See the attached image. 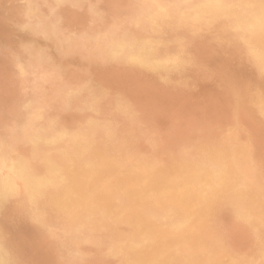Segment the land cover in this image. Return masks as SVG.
<instances>
[{"label":"rangeland","instance_id":"1","mask_svg":"<svg viewBox=\"0 0 264 264\" xmlns=\"http://www.w3.org/2000/svg\"><path fill=\"white\" fill-rule=\"evenodd\" d=\"M55 1H57V0H28V1L27 0H25V1L24 0H0V144H1L0 145V152H1V154H0V163H1L0 164V173L1 174H4L7 171V163L12 158H14L16 156H24L26 158L28 157V159L31 161V163L33 165L35 163V166L36 165H39L41 163V161H39L38 157L33 156V154H32V151H31V149H32L31 139H29V138H31L34 134H36V132L38 130H41L43 128V125H49V124H52L53 123L54 129H55V130L53 129V132H57L58 131L57 129H59L60 127H62V125H63V127H66V125H67V127L72 128L73 130L74 129H81L85 125L84 121L86 122V120L88 119L89 116H94L95 115L98 119H100L101 123H103V124L105 123L106 125L108 124L110 126V127L108 126V128H106V126L103 125V127H98L96 129V131H95V135L97 136L96 139H97L98 146L101 149H102V147L103 148L104 147L106 148V149L105 148L102 149L103 150V153H104L105 159H104V161H101L99 163L100 166H98V171H97V174L98 173L99 174L96 176V180L97 181L99 180V185L100 186L97 185V182L96 183L95 182H92L93 179L89 175H87V174H86V176L85 175H82L83 178L81 176V178L79 180L80 183H81V186L79 185L80 187L78 186V187L74 188L71 191L72 194H74V192L76 193V194H74V197L79 201V203L81 204L82 207H80L79 210H71L70 212L68 211V212H62V213L61 212H57V213L56 212H52L53 210H51V207L46 202H43L44 201L43 199L41 201H39L38 203H35V204L33 202L31 203V201H29L27 198H25V197H27V195H26V189L23 186L20 187L19 190L21 188H23V189H21L20 192L18 190V193L19 194L16 193V195H14V196L11 197L12 199L9 198L7 201H5L4 204H3V206H2V208H4V209H1V211H0V217H1L0 219L2 220V222H0V241H1L0 242V245H1L2 251L5 252L6 255L9 254L6 257L3 254L4 255V258L7 261H9V263L10 262H13V263H10V264H17V263L18 264H25V263L26 264H29V263L30 264H64V262H65V264H79V262H80V264H120V263H118L116 261H119L120 259H123L124 258L123 256H125V258H126L128 255L137 254V250L136 249H138V247L141 250L143 248L144 249H148L149 246H150L149 241H146L145 240V241H141V242L134 243L136 245L138 243V245H137V247L135 249L134 247H132L134 244H131V242H129V241L127 242V240H126L127 238L123 237L127 233L126 231H128V232H130L132 234L134 233L136 235H139V234H141L143 232L142 229H143L144 226L142 225V222L141 221H143V223H145L146 222V219L143 216H141L140 218L136 217V215L134 214V210H135L134 208L135 207H141L143 205H146L148 207V210H152V211H154L155 209H156L155 211H157V210L160 211V207H161V211L167 209V205L169 207V204L166 201H163V200L168 195H169L168 197H171L173 195L172 194L174 192L173 189L178 190V192H180V191H183V190L184 191L185 190H188V188L191 187L190 186L191 185V181H190L191 179H189V178L195 176L194 174H196V170L198 169L197 168L194 171V169L196 168V166H199V167H201L204 170L205 169L207 170V168L211 170L213 164L211 163V160L209 158L210 157L209 153L211 154L212 152H214V150H217V147H219L221 145V143L223 141H225V139H228V145L229 146L230 145L239 146L238 148L235 146V149L237 148L236 150H237V152L238 151L239 152L238 153L235 152L233 154L234 157L233 156H230L231 157V161L233 159L235 161L236 169H234L235 171L234 172H231L228 175V180H229L228 181V187H229V190H226L224 192H227L229 194L227 195L226 193L223 194L222 192H220V193L217 192L216 193V192H213L212 191L211 192V194H213L212 195V198H213L212 200L213 201H216V202H214V205L217 204L218 206L215 205L216 206L215 207L213 205V201H211L210 203L206 202V203H208V207L210 208L209 209L207 207V204L206 205H203L202 203H199L198 204V207L200 208V211L198 209V215L199 216H197L199 220H197L195 222L196 224L197 223L198 224H197V226H196V228L194 230L191 231L190 228H189V225L187 226L186 224H183V225H180V226H178L176 224H170V226L168 225L169 227L166 226L164 228V229L167 228L169 232L168 231L166 232L167 229L166 230L163 229L161 231V235H162V237H161L160 235H158V231H159V229H158L157 230V233H156V237L154 238L156 240V243L153 244L152 245L153 247H150L148 250L151 251V248H153L152 250L155 251V249L160 246L162 249L160 247H159V249L163 250L162 253L164 254V259L167 260V261H169V262L181 261V259H182V263H183V261L188 260V259H192V257H193V259L195 258V260H193V259L191 260V263L192 264H196V260L199 259V258H201L200 259V263H202V264H219V263L220 264H222V263H224V264H241V263L242 264H244V263H246V264H260V263L261 264H264V262H263L264 261V246H263L264 245V191H263L264 190V187H263L264 186V183H263L264 182L263 181L264 179L260 178V177H263L264 178V174H262V173H264V171L262 170V169H264V165L262 166V164H264V156H263L264 155L263 154L264 153V150L262 149V147L264 146V140H261L260 139V137L262 139H264V132L261 131L264 128L263 125H262V124H264V120H263L264 118L262 117V116H264V113H262V112H264V109H262L263 107H261V106H264V85H263L264 84V70H263V68L259 65V63L256 60H253L250 57V53H248L249 50H248L247 40L244 39L241 35L237 34L232 29L230 19L225 18V17H222V18L218 19L217 20V23L215 24L216 26L215 25H208V24H204V26L203 25H200L199 26L198 24L192 23L190 21H183L182 26L185 25L184 28H186V30L184 28H182V30H180L181 29L180 28V29H176V31L177 32L179 31L180 33L181 32L182 33H184V32L187 33L188 32L186 34L187 37L184 40V47L186 49H188V52H190V53H188V60H187V62L182 65L183 67L180 66V68L172 69L170 71H167V70H164V69H157L155 67L153 68V67H150V66H146L144 64H141V63H139V62H137V61H135L133 59H130V58L124 56V55H121V54H118V56H117L116 54L113 53V51H111V49L109 47L111 45L112 41L115 38L121 36L126 31H132L134 34H140V33L143 32L139 27H137L136 25H134L131 20L133 18V15L137 13L138 8L140 9V7H141L140 3L143 5L144 3H142V2H145L146 0H144V1L143 0L142 1L141 0H137V1L136 0H91V1L90 0H87V1L86 0H78V1L77 0H68V1H66V0H58L57 2H55ZM80 1H82V4H81ZM157 1H158V3H163L164 4L168 0H160V2H159V0H157ZM33 2H35V3H33ZM132 3L133 4L135 3L134 5L136 6V8H135V6ZM43 5H44V7H43ZM49 5H51L52 8H51V6L49 7ZM77 6H79V7L77 8ZM29 7H31V8H29ZM122 7H123V9H122ZM48 9H49V11H48ZM98 9L99 10L101 9L100 10V15H98L99 14V10ZM133 9H134V11H133ZM117 10H118V12H117ZM129 10H131V11H129ZM28 11H30V12H28ZM32 11H33V13L30 14ZM35 12L37 14H34ZM125 12L129 13L130 15L127 14V13H125ZM33 14H34V16H33ZM30 16L33 17V18H31ZM104 17L106 18L107 21L105 20ZM116 17H119V18L122 17V18L119 19V20L122 19L120 21V23H119L118 18L116 19ZM41 18L42 19L44 18L43 21L40 20ZM112 18H115V19L112 20ZM99 19H101V20H99ZM123 20L125 21V23H127L126 25H125V23H124ZM128 20L131 21L130 23H132V24L128 23L129 22ZM110 21L113 22V26L114 27L112 26V23ZM121 22H122V25H119V24H121ZM46 23H47L48 26L46 25ZM104 24H106L107 26L104 25ZM123 24L125 26V29H124ZM53 25H55V26H53ZM207 25L210 26V27H208ZM75 26H77V27H75ZM186 26L188 28L191 27L192 30L190 28L188 29ZM55 27H57V28H55ZM69 27H71V28H69ZM133 27H135V29L137 28L136 31H135V29ZM59 28L60 29L63 28V29L59 30ZM74 28H76V29H74ZM91 28H93L95 31L92 30ZM118 28H119V30H118ZM199 28H200V30H199ZM71 29L72 30L74 29V31H72ZM89 29H91V30H89ZM98 29H99V31H98ZM113 29H114V31H112ZM194 30H196L197 33H195L196 31H194ZM202 30H204V32ZM117 31H119L120 33L117 32ZM73 32H75V33L73 34ZM81 32H83L82 35H81ZM95 32L97 34H94ZM121 32H123V33H121ZM56 33H57V35H56ZM111 33H113V37H112V34ZM198 33H199V35H198ZM203 33H205V34L201 36V34H203ZM206 33L208 35H206ZM79 34H80V36H79ZM103 34H106V35H103ZM63 35L65 36V38H64ZM75 35H76V37H77L78 40L75 38ZM90 35H92V37ZM212 35H213V38H212ZM219 37L222 38V39H220ZM98 38H100V39H98ZM102 38L105 39V40L103 41ZM96 39H97V42L95 41ZM59 40H62V41H59ZM52 41H53V43H52ZM94 41H95V43H94ZM67 42H68V44H67ZM108 42H110V43H108ZM193 42H194L195 45L193 44ZM30 43H32V44H30ZM63 43H64L65 47L67 46L66 49H65ZM86 43H88V44H86ZM106 43L108 44V46H105V45H107ZM80 44H82V45H80ZM99 44L101 45V48H100V45ZM212 44H214V45H212ZM70 45H72V47ZM93 45L96 46V47H94ZM190 45L193 48H191ZM57 46H59V47H57ZM75 46H77V47H75ZM178 46H179L178 41L176 42L175 40H170V41L165 42V43L162 44V49L164 51L172 52V51L176 50L178 48ZM194 46H195V48H194ZM38 47H40V48H38ZM52 47H53V49H52ZM57 48L58 49L61 48V49L58 50ZM69 48H71V49H69ZM173 48H176V49H173ZM100 49L103 50V51H100ZM106 49H107V51H105ZM73 50L74 51L76 50V52H73ZM108 50H110V51H108ZM69 52L71 54L72 53L73 54L72 55L70 54L71 55L70 56L69 55ZM93 52L95 54L97 52V53H99V55L98 54L95 55ZM104 52H108V53H104ZM100 53H102V54H100ZM39 54H41V56ZM82 54L83 55L85 54V55L82 56ZM105 54H107V55H105ZM43 55H45V56H43ZM91 55H92V57H91ZM248 55H249V57H248ZM98 56H99V58H97ZM119 56H121V57H119ZM197 56H198V58H197ZM81 57H83V58H81ZM71 58H73V59H71ZM208 58H210V59H208ZM95 59L98 60L97 61L98 64L96 63V60ZM103 59H104V61H103ZM89 60H90V62H89ZM47 61H49V62H47ZM207 61L208 62L209 61H212L213 63L212 62H209L208 63ZM108 62H111V63H108ZM61 63L63 65L65 64V65L63 66ZM79 63L80 64H84V65H80ZM106 63H107V65H106ZM118 63H120V64H118ZM130 63H132V64H130ZM190 63H191V65H190ZM251 63H253L254 65L251 64ZM109 64H111V65H109ZM134 64H136V65H134ZM101 65H103V66H101ZM195 65H197V66H195ZM230 65H232L233 67H231ZM244 65H246L247 67L244 66ZM82 66H84V67H82ZM104 66L106 67V70L107 71L105 70V67ZM136 66H137L138 69L136 68ZM187 66H188V69H187ZM20 67H22V68L19 69ZM53 67H55V70H54ZM111 67H113V68H111ZM190 67L192 68V70H191ZM235 67L237 69H239L237 72H236L237 69ZM243 67H245L244 68L245 71L243 70ZM52 68H53V72H52ZM17 69H19L18 70L19 72L17 71ZM204 69H206V71ZM46 70H48V71H46ZM176 70H177V73H176ZM187 70H189V71H187ZM200 70H202V71H200ZM26 71L28 73H26ZM102 71H104V72H102ZM116 71H117V73H116ZM122 71H124V72H122ZM197 71H199V72L197 73ZM32 72H34V73H32ZM106 72H108V73L106 74ZM111 72L112 73H115V74H112ZM127 72H130L133 77H131L130 73H127ZM165 72H166V74H165ZM181 72H182L183 75L181 74ZM213 72H215V73H213ZM43 73L44 74L46 73L47 75L48 74L49 75L47 76L46 74L44 75ZM98 73H100V74H98ZM195 73H197V74H195ZM227 73H229V74H227ZM40 74H41V76H39ZM64 75H65V77H64ZM113 75H115L116 77H113ZM248 75L249 76L251 75L252 79ZM29 76H30V78H29ZM52 76H55L57 79L58 78L61 79V81H63L64 83L61 82V81H58L57 79H55V77L53 78ZM24 77H25V79H24ZM119 77L121 79H119ZM254 77H255V80H253ZM258 77H260L261 79L258 78ZM40 78H42L43 80L40 79ZM86 79L87 80L89 79L88 80V83H86V81H87ZM111 79H112V81H114V83L116 85H114V83L111 81ZM201 79H202V81H201ZM224 79L226 81H229V82H224L223 81ZM235 79L236 80H239V81L236 82ZM256 79H258V80H256ZM31 80H35V82L34 81H31ZM95 80H96V83H95ZM116 80H118V81L120 80V81L119 82L118 81L116 82ZM173 80L174 81L177 80V81L174 82ZM215 80H217L218 82L215 81ZM39 81H40V84H39ZM139 81H141V82H139ZM172 81H173V83H172ZM187 81L189 83H187ZM242 81H243V83H242ZM261 81H262V83H261ZM66 82H69V83H66ZM102 82H103V84H102ZM168 82H169V84H168ZM199 82H200V84H199ZM105 83H106V85H105ZM118 83L121 84V85H119ZM216 83H217V85H216ZM33 84H35V85H33ZM36 84L37 85L39 84V85L37 86ZM69 84H71V86L73 88ZM85 84H88V85H85ZM100 84H102V85H100ZM40 85H41L42 88L39 87ZM49 85L51 87H49ZM239 85H241V87ZM55 86H57V87H55ZM62 86H63V90H62ZM79 87H81V88H79ZM104 87H105V89H104ZM74 88L75 89L77 88V89L75 90ZM165 88H166V91H165ZM72 89H74L75 91L72 90ZM93 90H94V92H93ZM103 90H104V92H103ZM240 90H241V93H240ZM61 91H62V93H61ZM245 91L247 92V94L245 93ZM248 91H249V94H248ZM45 92L48 95H46ZM52 92H55L54 95H53ZM66 92H67V94H66ZM234 92H236V93H234ZM75 93H76V95H75ZM237 93H240V94L238 95ZM242 94L245 97V98L242 97V100L243 99H246V97H248V99L251 101V103L249 102L248 99H246V100L243 101V102L246 101L245 104L248 103V107H246L247 104L245 105L243 102H241L242 101L241 100V95ZM43 95H45V97ZM49 95H50V97H48ZM222 95H224V96H222ZM229 95H231V97H229ZM51 96H53V97H51ZM64 96H65V98H64ZM227 96L229 98H227ZM223 97H225V98H223ZM54 98H57V99H54ZM226 98L229 101H227ZM251 98L252 99L254 98V99L252 100ZM96 99H98V100H96ZM47 100H49V101H47ZM54 100H56V101H54ZM88 100L89 101L92 100L93 103L95 102L94 103V105H95L94 110L91 107H89L87 103H84V102H87ZM219 100L221 101L222 104L220 103ZM231 100H232V102H231ZM64 101H65V104H64ZM238 101L241 102L239 104L240 106L238 105ZM44 102L46 104H42ZM50 102H51V105H50ZM100 102H103V103H100ZM227 102H228V104H227ZM258 102H260V103H258ZM37 103H38L39 107H38V105H35ZM54 103H55V105H53ZM99 103H100V105L101 104L102 105L100 106ZM224 104L227 105V106H225ZM230 104H232V105H230ZM257 104L258 105L260 104V106H258ZM223 105H224L225 108L224 107H220V106H223ZM232 106H233V108H232ZM227 107H228L229 110L227 109ZM253 107H255V108L258 107V109H255ZM248 108H249V110H247ZM41 109H44V110H41ZM259 109H260V111H259ZM39 110H41V111H39ZM106 110H107V112H106ZM253 110H254V114H252L253 113ZM261 110H263V111L261 112ZM47 111H49V113ZM248 111H250L251 113H249ZM235 112H236V116H235L236 118L234 117V113ZM240 112H242V113H240ZM84 113H85V115H84ZM109 114H110V116H109ZM224 114H226V115H224ZM251 114H252V116H251ZM30 116H32V118ZM253 116L255 117V120H254V117ZM33 117L36 118V119H34ZM50 117H52V118H50ZM256 117H258L259 119H257ZM59 118H60V120H59ZM219 118H220V120H219ZM234 118H235V120H234ZM242 118L244 119V121H243ZM246 118H248V119H246ZM42 119H43V121H42ZM252 119H253V121H252ZM223 120L226 121V122H224ZM228 120H229V122H228ZM246 120H247V122H245ZM250 120H251V123H250ZM219 121H222V122H219ZM242 121H243V123H242ZM108 122H110V123H108ZM237 122H239V123H237ZM252 122H253L254 126L256 125L255 126L256 128L253 126ZM25 123L28 126L25 125ZM220 123H221V125H220ZM57 124H59V126ZM224 124H225V127L223 126ZM247 124H249V125H247ZM73 125H74V127H72ZM244 125L245 126H249V127H245V129H244ZM16 127H18V128H16ZM238 127H241V128H238ZM253 127L256 129L257 132L254 131V128ZM259 127H261V128H259ZM237 128L239 130L241 129V131L242 130H244V131H242L241 134H240L239 132H237V130H238ZM246 128H247V131H246ZM248 128L249 129L251 128L252 131L250 129V132H249ZM98 129H100V131ZM116 129H117V132H115ZM119 131H120V133H118ZM263 131H264V129H263ZM32 132H33V134H32ZM100 132H102V133H100ZM106 132H108V133L105 134ZM123 132H124L125 135L123 134ZM121 133H122V135H120ZM226 133H227V135H226ZM260 134H261V136H259ZM14 135L15 136L17 135L18 137L17 136L15 137ZM29 135H30V137H29ZM221 135H223V136L221 137ZM113 136H115L117 139L115 137H113ZM111 137L114 140H116L117 143L115 141H113V139ZM232 137H233V139H232ZM242 138H243V140L246 139L247 143H246V141L243 142L241 140ZM248 138H249V140H252V141H249ZM251 138H253V139H251ZM27 139H28V141H27ZM104 139H105L106 142L104 141ZM254 139L257 140V141H255ZM120 140H122V141H120ZM123 140H124V143H123ZM259 140H260V142H259ZM248 141H249V143H248ZM15 142H16V144H15ZM110 142L113 143V144H111ZM121 142H122V144H121ZM207 142H208V144H207ZM109 143L112 146H110ZM125 144H127L128 146L125 145ZM167 145H169V147ZM214 146H215V148H214ZM241 146H243V147H241ZM252 147H254V148H252ZM123 148H124V150H123ZM125 148L126 149L129 148V149L126 150ZM240 148H242V149H240ZM246 148H247L249 154H248ZM107 149H108V152H107ZM183 149H184V151L181 152ZM192 149L194 151H192ZM258 149H259V153H260V150L262 149V151H261L260 154L258 153ZM125 150H126L127 153L125 152ZM151 150H153L154 152L151 151ZM171 150H173V151H171ZM177 150H179V151L177 152ZM197 150L199 151V153H198ZM172 152H174V153H172ZM175 152H177V153H175ZM250 152H251V154H250ZM235 154H236V156H235ZM245 154H247V155H245ZM1 155H3V156H1ZM166 155H167V157H165ZM240 155H242V157ZM256 155L259 156V157L261 155V157L258 158V157H256ZM8 156H10V157H8ZM153 156H154L155 159L153 158ZM244 156L245 157L248 156V157L245 158ZM249 156L250 157L252 156V157L250 158ZM253 156H254L255 160H254ZM262 157H263V159H262ZM108 158H111V160L108 159ZM113 158H115V159H113ZM146 158H147L148 161L146 160ZM149 159H151V160H149ZM191 159H192V161L190 162ZM250 159H253L254 162L252 160L250 162ZM108 160L110 162H108ZM154 160H157V161H154ZM176 160H177V163L175 162ZM203 160H204V162H203ZM205 160L207 161V163H206ZM248 160H249V162H248ZM241 161L243 162L242 165L245 164L243 167L241 165V163H242ZM202 162H203V164H202ZM256 162L257 163L259 162L260 164H256ZM166 163L169 164V165H167ZM237 163L238 164L240 163V164L238 165ZM250 163H252V165H249ZM107 164L111 168L107 167L108 166ZM139 164H140V166H139ZM196 164H198V165H196ZM137 165L141 169L138 168ZM193 165H194V167H192ZM203 165H205V167ZM209 165H211V166H209ZM1 166H3V167H1ZM117 166H118V168H117ZM254 166H255V168H254ZM123 167H124V169H123ZM257 167H258V169H257L258 172L255 170ZM259 167L262 168V169L259 170L260 169ZM240 168H241V170H240ZM107 169H108V171H107ZM113 169H114V171H113ZM150 169H151V171H150ZM155 169H157V170H155ZM249 169H250V172H249ZM128 170H130V171H128ZM139 170H142V171L140 172ZM146 170L147 171L149 170L148 171L149 173ZM187 170H188V172H187ZM124 171H126V172H124ZM136 171L139 172V178L137 176L138 173ZM157 171H159V172H157ZM111 172H112V174H111ZM129 172H131V174H129ZM150 172L152 174H155V175L150 176V174H151ZM174 172L175 173L177 172V173L175 174ZM193 172H195V173H193ZM256 172L258 174H255ZM178 173H179V175L177 176ZM183 173H185V174H183ZM244 173H246V174L244 175ZM1 174H0V176H2ZM143 174H145V175H143ZM165 174H167V175H165ZM100 175L102 177H99ZM120 175L123 176V177H121ZM131 175L132 176L136 175V176L132 177ZM172 175H173V177H172ZM230 175H232V177ZM256 175H257V178H255ZM156 176L159 177V179ZM161 176H162V179L164 177L165 179L171 180V181L168 180L169 182H171L170 183L171 185H170V190L167 193H166V190H164L165 188L163 186H160V185L157 186L156 185V184H159L160 181H162ZM185 176H186V178H185ZM112 177H113V179H112ZM187 177H189V178H187ZM235 177H236V179H235ZM248 177H249L250 180L248 179ZM258 177H259V179H258ZM123 178H126V179L123 180ZM179 178H181L182 181ZM253 179H254V183H253ZM261 179H262V182H261ZM152 180H153L152 183L155 184V186H156L157 189H154L155 188L154 184H153L152 188L151 187H148L149 181L151 182ZM177 180H179L181 182H178L179 183L178 184L177 183ZM232 180H234V181H232ZM255 180H256V184L258 186L260 184H262V186L260 185L261 187H257L256 184H255ZM84 181H85V183H84ZM258 181H260V182H258ZM133 182H134V184H133ZM234 183H236V184H234ZM140 184L143 185V186H141ZM233 184L236 185V186H234ZM251 184H252V186H251ZM253 184H255L256 187ZM104 185H105V187H104ZM121 185H122V187H121ZM124 185H125V187H123ZM176 185H177V187H176ZM88 186L91 187V188L88 189ZM92 186H93V189H92ZM185 186H186V188H185ZM94 187H95L96 190L94 189ZM113 187H114V189H113ZM158 187H160V188H158ZM161 187H163V188H161ZM252 187L255 189L254 192H252ZM108 188H109V190H108ZM136 188H137V190H136ZM147 188H149L150 195H147V196L144 197L143 196V192H145L144 189L147 190ZM259 188H262L263 190L262 189L260 190ZM115 189H116V191H115ZM85 190H87V191H85ZM112 190H113V192H112ZM132 190H134V191H132ZM119 191L122 193L121 195H120ZM229 191H232L233 194H232V192H229ZM83 192H85V193H83ZM22 193H24L23 194L24 197H22V195H21ZM139 193L142 194V195L140 194L142 197H140ZM215 193H216V195H215ZM252 193H256L257 195L254 194V196H253ZM259 193H260L261 196L259 195ZM220 194H222L223 196L222 195L220 196ZM225 194H226V196H225ZM87 195H88V197H87ZM122 195H124V196L122 197ZM137 195H139L138 198H136ZM250 196H252L253 198H255L257 200V201H254L255 204H256L255 207L249 204L250 201H247L250 198ZM111 197H112V199H117V200H119V198H120L121 201H123V202L116 201L117 203L116 204L114 203L115 205L113 203L112 204H107V202H110V201H107V198H111ZM155 197H156V199L154 200ZM228 197H229V199H228ZM18 198H19V200H18ZM139 198H141V199H139ZM149 198H150V200H149ZM172 198H173V196H172ZM217 198H219V200ZM145 199H147V200H145ZM222 199H224V200H222ZM236 199H237V202H236ZM15 200H17V201H15ZM21 200L24 201V202H21ZM135 200L137 201V203H136ZM153 200H154V203H153ZM217 200H218V203L220 201H224V202H220L218 204L217 203ZM129 201H131V202L129 203ZM231 201L233 203H231ZM138 202H139V205H138ZM163 202H165V203H163ZM27 203L28 204L30 203V204L28 205ZM39 203H40V205H39ZM89 203H91L92 206L94 207L95 214H94V212L92 213V215L85 213L86 209L84 211V208L83 207L85 206V204H89ZM10 204L12 205V207H10L11 209H9V207H8V205L10 206ZM18 204H20V205H18ZM130 204H131V206H130ZM231 204H232V206H231ZM22 205L24 206V208H23ZM113 205H114V207H113ZM154 205H155V207H154ZM199 205L200 206H203V208L205 206V208L202 209ZM5 206H6V208H5ZM48 206H49V208H48ZM128 206L130 208H132V209H130ZM18 207H19V209H18ZM173 207H175V206H173ZM37 208H38V211L34 210V209H37ZM44 208H46L45 209V212L47 210L46 213L43 211ZM39 209H41V211ZM32 210H33V212H32ZM119 210L123 214L120 213ZM129 210H130V212H129ZM131 210H132V212H131ZM210 210L211 211L212 210L213 211L215 210L216 213H213V212L211 213ZM77 211H79L78 212L79 214L77 213ZM116 211L118 213H116ZM206 211H207V214L205 215ZM107 212H108V215H107ZM125 212H126V214L129 213L130 216H129V214L126 215ZM222 212H223V214H222ZM9 213H10V215H9ZM49 213L51 215L52 214L53 215L51 216V215H49ZM81 213H83V214H81ZM119 213H120V215H119ZM4 214H6L7 217ZM38 214H40L41 216L38 215ZM43 214L45 216L46 215H48V216L45 217ZM112 214H113V216H111ZM12 215H13V217H12ZM75 215H76L77 219H72V217L75 216ZM30 216H32V218ZM88 216L90 217V219H89ZM103 216H105V217H103ZM114 216L116 217V220H114L115 219ZM125 216L126 217L129 216V217L126 218ZM205 216H206V218H205ZM2 217L3 218L5 217L4 220H3ZM11 217L14 220L13 219H10ZM34 217H35V219H34ZM52 217H54V218H52ZM83 217H84V219H83ZM117 217H119V218H117ZM213 217L214 218L216 217V219H214ZM25 218H26V220H25ZM120 218H121V220H120ZM108 219H109V221H108ZM118 219H119V221H118ZM131 219H133V220L131 221ZM137 219H138V221H137ZM211 219H212V221H211ZM18 220H20L21 222H19ZM43 220H44V222H43ZM54 220H55L56 224H55ZM101 220H102L103 223L100 222ZM222 220H223V222H222ZM235 220H236V222H235ZM9 221H10V223H9ZM37 221L39 222V224H38ZM40 221H42V222H40ZM66 221L69 222V223H67ZM214 221H216V222H214ZM230 221L231 222L233 221V222L231 223ZM57 222H59V223H57ZM124 222H125V224H124ZM4 223L6 225H4ZM12 223H14V225ZM99 223L100 224L102 223L103 225H99ZM206 223H208V225ZM214 223H216L217 225L215 224L216 226H214ZM224 223H225V225H224ZM27 224H28V226H27ZM51 224L53 225L52 226L53 229L56 230V231H54L51 228ZM23 225H24V227H23ZM46 225H47V227H46ZM233 225H234V227L235 226L236 227L235 228L232 227ZM11 226H13V227H11ZM84 226H85V228H84ZM106 226L109 227V228H107ZM132 226H133V228H132ZM240 226L241 227H245V228H241ZM8 227H10V228L8 229ZM14 227H16V228L18 227L17 229H19V230L21 228L22 229L20 231L17 230V232H16L15 231L16 228H14ZM96 227H98V228H96ZM185 227H186L187 230L185 229ZM201 227H203V228H201ZM204 227H205V229H207V228L208 229L207 230H204ZM212 227H213V230H212ZM42 228H43V230H42ZM87 228H89V229H87ZM226 228H228V230ZM113 229L115 230V232H113L114 231ZM119 229L120 230L122 229V230L120 231ZM234 229H235V231H234ZM241 229H244L242 231H244L246 233L242 232ZM24 230H25V232H24ZM46 230H47V232H46ZM64 230L67 231V232H65ZM93 230H95V231L92 232ZM104 230H106V231H104ZM118 230L120 232H118ZM124 230H125V234H124ZM215 230H216V232L219 230V232H217L218 234L215 232ZM225 230H227L229 232H227ZM107 231H108V233H107ZM181 231H183V232H181ZM184 231L188 234V236L187 235L184 236L185 235V232ZM220 231H222V232H220ZM20 232H22V233H20ZM63 232H65L66 234H64ZM172 232L173 233L176 232V234L175 235H172ZM197 232H198V234H196ZM201 232H203V233H201ZM213 232L216 233V235H219L221 233V235L216 236ZM18 233H20V234H18ZM98 233H99V235H98ZM104 233L107 236L104 235ZM110 233H112V234H110ZM113 233H115V234H113ZM199 233H200V235H199ZM101 234H102V236H101ZM250 234H252V235H250ZM253 234H254V236H253ZM29 235H30V237H29ZM95 235H96L97 238L95 237ZM113 235H114V238H113ZM195 235H196V237H195ZM222 235L224 236V238H222L223 237ZM231 235H234V236H231ZM83 236H85V237H83ZM103 236L104 237L106 236V237L103 238ZM164 236L167 239V241L164 238ZM190 236H191V239L189 238ZM243 236H245V237L243 238ZM249 236H251V237H249ZM47 237H48V239H47ZM51 237H52V241H51ZM110 237H111V239H109ZM120 237H121V239H120ZM167 237H169V238H167ZM170 237H171L172 240H169ZM183 237H186V238H183ZM204 237L206 238V240H204L205 239ZM229 237H230V239H229ZM32 238H34V239H32ZM106 238H108L109 240L106 239ZM122 238H124V240ZM156 238H159L161 240H157ZM238 238L241 241H239ZM46 239H47V241H46ZM180 239H181V241H180ZM193 239H194V241H193ZM200 239L202 241L201 242H198V241H200ZM38 240H40L41 242L38 241ZM119 240H121V241H119ZM9 241H10V243H9ZM48 241H51V242L48 243ZM170 241H171L172 244L170 243ZM204 241L206 242V244H205ZM33 242H36L37 245L35 243H33ZM114 242H116V243H114ZM164 242H165V244H164ZM193 242H195V243H193ZM240 242H241L242 245L240 244ZM11 243H12V245H14V247L12 245H10ZM19 243L20 244L21 243L25 244L24 247H23V244L21 246ZM74 243H76V244H74ZM99 243H100V245H99ZM110 243L113 244V245H111ZM146 243L149 244V245L147 246ZM192 243H193V245H192ZM236 243H238L237 244V247H236ZM248 243L250 244V246H249ZM54 244H55L56 247L54 246ZM93 244L96 245V246H94ZM108 244H109V246H108ZM116 244L117 245L119 244L117 247L121 251L120 250L118 251V248L116 247ZM195 244H196V246H195ZM203 244H204L205 247L203 246ZM209 244H211V245H209ZM59 245L61 247L63 246L64 248L63 247L61 248ZM69 245H70V247H69ZM173 245H175V246H173ZM110 246H112V248ZM113 246H115L117 248L118 254H116V253L114 254V252H116V249ZM123 246H125V247H123ZM242 246L245 247V248H247L248 250L247 249L244 250V248ZM45 247H46V249H45ZM58 247H60V249ZM109 247H110V249H109ZM223 247H225V248H223ZM232 247H234V248H232ZM222 248H223V250H222ZM252 248H253V250H252ZM15 249L18 251V253H17V251ZM103 249H104V251H101ZM128 249H130L131 251L130 250H129L130 252L129 251H126ZM159 249L157 248L156 251H158ZM179 249L180 250L182 249V251H180ZM12 250H14V252ZM47 250H49V251H47ZM50 250H51V252H50ZM76 250H77V252L79 251L81 254L78 252L79 253V255H78V253L76 252ZM112 250H114V251H112ZM132 250H134L135 252H133ZM140 250H138V251H140ZM186 250H188V251L186 252ZM212 250H214V251H212ZM15 251H16V253H15ZM39 251H42V252H39ZM68 251H70L69 254H68ZM122 251H124L123 252L124 254H125V251H126V254L124 255L122 253ZM90 252H92V253H90ZM102 252H104V253L102 254ZM169 252H172V253L174 252V253L171 255ZM253 252H255V253H253ZM258 252H259V255L257 254ZM24 253H25V255H24ZM50 253H52V254H50ZM167 253H169V255ZM178 253H180L181 255L178 254ZM38 254H39V256H38ZM46 254H47V256H46ZM63 254H65V255L63 256ZM174 254H176V255L174 256ZM207 254L210 255L209 258L207 257ZM213 254H215L214 256H216V257H214ZM183 255H187V256H183ZM17 256H18V258H17ZM66 256H68V257H66ZM83 256H84V258H83ZM100 256H101V258H100ZM110 256H112V257H110ZM196 256H199V257L196 258ZM229 256H231L232 258L229 257ZM20 257H22V258H20ZM79 257H80V259H79ZM105 257H107V259ZM165 257H167V258H165ZM176 257H178V258H176ZM221 257L223 259H221ZM62 258L64 259V261H63ZM227 258H228V260H227ZM245 258H248V259L246 260ZM12 259H14V260H12ZM42 259H44V260H42ZM66 259H69V260H66ZM99 259L101 261H99ZM240 259H242V260H240ZM72 260L73 261H76L77 260V261L76 262H73ZM43 261H45V262L43 263ZM121 261H119V262H121ZM191 263L189 262L188 264H191Z\"/></svg>","mask_w":264,"mask_h":264},{"label":"bare ground","instance_id":"2","mask_svg":"<svg viewBox=\"0 0 264 264\" xmlns=\"http://www.w3.org/2000/svg\"><path fill=\"white\" fill-rule=\"evenodd\" d=\"M25 1V0H24ZM28 1V0H27ZM58 1V0H57ZM57 1H55V2H57ZM66 1H68V0H66ZM78 1V0H77ZM87 1V0H86ZM91 1V0H90ZM137 1V0H136ZM142 1V0H141ZM144 1V0H143ZM38 2V1H37ZM63 2V1H62ZM81 2V4H82V1H80ZM124 2V1H123ZM159 2H160V0H159ZM165 2V1H164ZM24 3V2H23ZM26 3V2H25ZM33 3H35V2H33ZM52 3V2H51ZM59 3V2H58ZM142 3H144L143 5L140 3V5H141V7H140V9L138 8V11H137V13L136 14H134L133 15V18H132V23L134 24V25H136L137 27H139L143 32L142 33H140V34H134L132 31H126L124 34H122L121 36H119V37H117V38H115L113 41H112V43H111V45L109 46L110 47V49H111V51H113V53L114 54H116L117 56H118V54H121V55H124V56H126V57H128V58H130V59H133V60H135V61H137V62H139V63H141V64H144V65H146V66H150V67H155V68H157V69H164V70H167V71H170V70H172V69H176V68H180V66H182L183 64H185L186 62H187V60H188V53H190V52H188V49H186L185 47H184V40H185V38L187 37V33H180L179 31L177 32L176 31V29H180V30H182V28H184V26H182V24H183V21H190V22H192V23H196V24H198L199 26L200 25H203L204 26V24H208V25H215L216 23H217V20L218 19H220V18H222V17H225V18H228V19H230V21H231V26H232V29L237 33V34H239V35H241L244 39H246L247 40V44H248V50H249V52L248 53H250V57L253 59V60H256L258 63H259V65L263 68V70H264V0H168L166 3H158V1L156 0H146L145 2H142ZM31 4V3H30ZM60 4V3H59ZM73 4V3H72ZM80 4V5H81ZM93 4V3H92ZM133 4V3H132ZM135 4V3H134ZM133 4V5H134ZM138 4V3H137ZM35 5V4H34ZM33 5V6H34ZM45 5V4H44ZM44 5H43V7H44ZM53 5V4H52ZM96 5V4H95ZM124 5V4H123ZM132 5V6H133ZM139 5V6H140ZM51 5H49V7H50ZM135 6V5H134ZM79 6H77V8H78ZM89 7V6H88ZM131 7V6H130ZM29 8H31V7H29ZM51 8H52V6H51ZM57 8V7H56ZM81 8V7H80ZM121 8V7H120ZM132 8V7H131ZM135 8H136V6H135ZM89 9V8H88ZM122 9H123V7H122ZM33 10V9H32ZM99 10V9H98ZM101 10V9H100ZM100 10H99V14L98 15H100ZM121 10V9H120ZM48 11H49V9H48ZM51 11V10H50ZM89 11V10H88ZM129 11H131V10H129ZM133 11H134V9H133ZM28 12H30V11H28ZM41 12V11H40ZM97 12V11H96ZM102 12V11H101ZM104 12V11H103ZM106 12V11H105ZM117 12H118V10H117ZM33 13V11L30 13V14H32ZM53 13V12H52ZM125 13H127V12H125ZM133 13V12H132ZM34 14H37L36 12L34 13ZM34 14H33V16H34ZM41 14V13H40ZM97 14V13H96ZM104 14V13H103ZM107 14V13H106ZM127 14H129V13H127ZM39 15V14H38ZM117 15V14H116ZM122 15V14H121ZM130 15V14H129ZM32 16V15H31ZM30 16V17H31ZM102 16V15H101ZM106 16V15H105ZM44 17V16H43ZM48 17V16H47ZM98 17V16H97ZM110 17V16H109ZM114 17V16H113ZM123 17V16H122ZM122 17H120V18H122ZM31 18H33V17H31ZM105 18V17H104ZM118 18V20L120 19L119 17H116V19ZM44 19V18H43ZM43 19L41 18L40 20L41 21H43ZM46 19V18H45ZM102 19V18H101ZM101 19H99V20H101ZM113 19H115V18H112V20ZM130 19V18H129ZM39 20V21H40ZM96 20V19H95ZM105 20H106V18H105ZM122 20V19H121ZM121 20H119V23H120V21ZM40 21V22H41ZM104 21V20H103ZM102 21V22H103ZM107 21V20H106ZM105 21V22H106ZM124 21V20H123ZM129 21V20H128ZM131 21H129L128 23H130ZM111 22V21H110ZM127 22V21H126ZM112 23V26H113V22H111ZM124 23H125V21H124ZM132 23H130V24H132ZM186 23V22H185ZM25 24V23H24ZM30 24V23H29ZM115 24V23H114ZM127 23H125V25H126ZM195 24V25H196ZM225 24V23H224ZM40 25V24H39ZM44 25V24H43ZM46 25H47V23H46ZM104 25H106V24H104ZM116 25V24H115ZM119 25H122V22H121V24H119ZM207 25V26H208ZM48 26V25H47ZM53 26H55V25H53ZM66 26V25H65ZM107 26V25H106ZM123 26H124V24H123ZM130 26V25H129ZM133 26V25H132ZM135 26V27H136ZM197 26V25H196ZM216 26V25H215ZM28 27V26H27ZM75 27H77V26H75ZM114 27V26H113ZM118 27V26H117ZM135 27H133L134 29H135ZM187 27V26H186ZM208 27H210V26H208ZM212 27V26H211ZM49 28V27H48ZM55 28H57V27H55ZM65 28V27H64ZM69 28H71V27H69ZM106 28V27H105ZM108 28V27H107ZM120 28V27H119ZM119 28H118V30H119ZM127 28V27H126ZM188 28V27H187ZM190 29H191V27H189ZM188 28V29H189ZM216 28V27H215ZM61 29H63V28H61ZM60 28H59V30H61ZM68 29V28H67ZM74 29H76V28H74ZM74 29L72 30V31H74ZM92 30H94L93 28H91ZM91 29H89V30H91ZM115 29V28H114ZM114 29L112 30V31H114ZM124 29H125V26H124ZM128 29V28H127ZM132 29V28H131ZM137 29V28H136ZM136 29H135V31H136ZM185 30H186V28H184ZM187 29V30H188ZM197 29V28H196ZM219 29V28H218ZM34 30V29H33ZM37 30V29H36ZM46 30V29H45ZM53 30V29H52ZM57 30V29H56ZM103 30V29H102ZM101 30V31H102ZM117 30V29H116ZM122 30V29H121ZM192 30V29H191ZM190 30V31H191ZM199 30H200V28H199ZM198 30V31H199ZM215 30V29H214ZM50 31V30H49ZM58 31V30H57ZM69 31V30H68ZM78 31V30H77ZM95 31V30H94ZM98 31H99V29H98ZM100 31V32H101ZM194 31H196V30H194ZM203 32H204V30H202ZM201 31V32H202ZM226 31V30H225ZM24 32V31H23ZM32 32V31H31ZM86 32V31H85ZM110 32V31H109ZM117 32H119V31H117ZM139 32V31H138ZM177 32V33H176ZM200 32V31H199ZM231 32V31H230ZM38 33V32H37ZM60 33V32H59ZM64 33V32H63ZM75 32H73V34H74ZM82 33L83 32H81V35H82ZM87 33V32H86ZM85 33V34H86ZM120 33V32H119ZM121 33H123V32H121ZM136 33V32H135ZM195 33H197V31L195 32ZM222 33V32H221ZM224 33V32H223ZM43 34V33H42ZM53 34V33H52ZM51 34V35H52ZM71 34V33H70ZM84 34V35H85ZM94 34H97L96 32L94 33ZM109 34V33H108ZM112 34V37H113V33H111ZM118 34V33H117ZM173 34V35H172ZM205 33H203V34H201V36L202 35H204ZM225 34V33H224ZM236 34V35H237ZM32 35V34H31ZM35 35V34H34ZM56 35H57V33H56ZM55 35V36H56ZM93 35V34H92ZM92 35H90L91 37H92ZM103 35H106V34H103ZM198 35H199V33H198ZM206 35H208L207 33H206ZM210 35V34H209ZM37 36V35H36ZM47 36V35H46ZM49 36V35H48ZM64 36V35H63ZM67 36V35H66ZM70 36V35H69ZM79 36H80V34H79ZM102 36V35H101ZM211 36V35H210ZM51 37V36H50ZM71 37V36H70ZM82 37V36H81ZM89 37V36H88ZM104 37V36H103ZM34 38V37H33ZM55 38V37H54ZM59 38V37H58ZM61 38V37H60ZM64 38H65V36H64ZM63 38V39H64ZM75 38L77 39V37H76V35H75ZM83 38V37H82ZM90 38V37H89ZM101 38V37H100ZM100 38H98V39H100ZM206 38V37H205ZM204 38V39H205ZM212 38H213V35H212ZM220 38V37H219ZM49 39V38H48ZM92 39V38H91ZM95 39V38H94ZM103 39V38H102ZM220 39H222V38H220ZM75 40V39H74ZM78 40V39H77ZM86 40V39H85ZM105 39H103V41H104ZM107 40V39H106ZM109 40V39H108ZM170 40H175L176 42L178 41V43H179V46H178V48L176 49V48H173V49H176V50H174V51H172V52H168V51H164L163 49H162V44L163 43H165V42H168V41H170ZM196 40V39H195ZM46 41V40H45ZM48 41V40H47ZM59 41H62V40H59ZM66 41V40H65ZM72 41V40H71ZM84 41V40H83ZM93 41V40H92ZM91 41V42H92ZM96 42H97V39L95 40ZM95 41H94V43H95ZM101 41V40H100ZM197 41V40H196ZM199 41V40H198ZM73 42V41H72ZM76 42V41H75ZM79 42V41H78ZM86 42V41H85ZM89 42V41H88ZM102 42V41H101ZM107 42V41H106ZM206 42V41H205ZM39 43V42H38ZM42 43V42H41ZM52 43H53V41H52ZM99 43V42H98ZM108 43H110V42H108ZM197 43V42H196ZM210 43V42H209ZM208 43V44H209ZM30 44H32V43H30ZM47 44V43H46ZM56 44V43H55ZM67 44H68V42H67ZM72 44V43H71ZM78 44V43H77ZM86 44H88V43H86ZM90 44V43H89ZM107 44V43H106ZM193 44H194V42H193ZM215 44V43H214ZM214 44H212V45H214ZM35 45V44H34ZM58 45V44H57ZM63 45H64V43H63ZM75 45V44H74ZM80 45H82V44H80ZM97 45V44H96ZM100 45V44H99ZM104 45V44H103ZM102 45V46H103ZM192 45V44H191ZM190 45V46H191ZM195 45V44H194ZM39 46V45H38ZM71 47H72V45H70ZM79 46V45H78ZM91 46V45H90ZM94 46V45H93ZM98 46V45H97ZM105 46H108V44L107 45H105ZM175 46V45H174ZM193 46V45H192ZM191 46V48H193ZM197 46V45H196ZM210 46V45H209ZM37 47V46H36ZM57 47H59V46H57ZM64 47H65V45H64ZM67 47V46H66ZM66 47H65V49H66ZM75 47H77V46H75ZM80 47V46H79ZM85 47V46H84ZM89 47V46H88ZM94 47H96V46H94ZM198 47V46H197ZM35 48V47H34ZM38 48H40V47H38ZM62 48V47H61ZM60 48V49H61ZM92 48V47H91ZM98 48V47H97ZM100 48H101V45H100ZM107 48V47H106ZM194 48H195V46H194ZM33 49V48H32ZM52 49H53V47H52ZM58 49V48H57ZM60 49H58V50H60ZM64 49V50H65ZM69 49H71V48H69ZM68 49V50H69ZM73 49V48H72ZM85 49V48H84ZM90 49V48H89ZM94 49V48H93ZM109 49V48H108ZM37 50V49H36ZM63 50V49H62ZM40 51V50H39ZM38 51V52H39ZM42 51V50H41ZM70 51V50H69ZM81 51V50H80ZM79 51V52H80ZM84 51V50H83ZM82 51V52H83ZM96 51V50H95ZM94 51V52H95ZM100 51H103V50H101L100 49ZM105 51H107V49L105 50ZM108 51H110V50H108ZM73 52H76V50L74 51L73 50ZM81 52V53H82ZM93 52V53H94ZM34 53V52H33ZM43 53V52H42ZM45 53V52H44ZM87 53V52H86ZM92 53V52H91ZM104 53H108V52H104ZM112 53V52H111ZM31 54V53H30ZM53 54V53H52ZM61 54V53H60ZM71 53L69 52V55H70ZM73 54V53H72ZM71 54V55H72ZM95 54V53H94ZM96 54H98L99 55V53H97L96 52ZM95 54V55H96ZM100 54H102V53H100ZM36 55V54H35ZM40 56H41V54H39ZM70 55V56H71ZM76 55V54H75ZM85 55V54H84ZM83 54H82V56H84ZM93 55V54H92ZM92 55H91V57H92ZM105 55H107V54H105ZM38 56V55H37ZM43 56H45V55H43ZM66 56V55H65ZM90 56V55H89ZM94 56V55H93ZM103 56V55H102ZM39 57V56H38ZM48 57V56H47ZM52 57V56H51ZM68 57V56H67ZM73 57V56H72ZM78 57V56H77ZM80 57V56H79ZM119 57H121V56H119ZM125 57V58H126ZM248 57H249V55H248ZM247 57V58H248ZM41 58V57H40ZM81 58H83V57H81ZM97 58H99V56L97 57ZM108 58V57H107ZM197 58H198V56H197ZM71 59H73V58H71ZM89 59V58H88ZM93 59V58H92ZM102 59V58H101ZM109 59V58H108ZM208 59H210V58H208ZM207 59V60H208ZM43 60V59H42ZM51 60V59H50ZM57 60V59H56ZM75 60V59H74ZM81 60V59H80ZM91 60V59H90ZM90 60H89V62H90ZM96 60V59H95ZM112 60V59H111ZM117 60V59H116ZM196 60V59H195ZM204 60V59H203ZM202 60V61H203ZM26 61V60H25ZM40 61V60H39ZM44 61V60H43ZM59 61V60H58ZM57 61V62H58ZM65 61V60H64ZM63 61V62H64ZM76 61V60H75ZM97 61L98 60H96V63H97ZM103 61H104V59H103ZM107 61V60H106ZM198 61V60H197ZM205 61V60H204ZM213 61V60H212ZM212 61H209V62H212ZM36 62V61H35ZM42 62V61H41ZM47 62H49V61H47ZM82 62V61H81ZM88 62V61H87ZM92 62V61H91ZM94 62V61H93ZM131 62V61H130ZM208 62V61H207ZM208 62V63H209ZM214 62V61H213ZM212 62V63H213ZM43 63V62H42ZM83 63V62H82ZM85 63V62H84ZM95 63V62H94ZM93 63V64H94ZM95 63V64H96ZM108 63H111V62H108ZM123 63V62H122ZM193 63V62H192ZM199 63V62H198ZM215 63V62H214ZM30 64V63H29ZM33 64V63H32ZM55 64V63H54ZM62 64V63H61ZM77 64V63H76ZM80 64V63H79ZM89 64V63H88ZM98 64V63H97ZM96 64V65H97ZM118 64H120V63H118ZM130 64H132V63H130ZM129 64V65H130ZM251 64H253V63H251ZM19 65V64H18ZM63 65V64H62ZM65 65V64H64ZM63 65V66H64ZM80 65H84V64H80ZM90 65V64H89ZM106 65H107V63H106ZM109 65H111V64H109ZM125 65V64H124ZM134 65H136V64H134ZM187 65V64H186ZM190 65H191V63H190ZM194 65V64H193ZM208 65V64H207ZM216 65V64H215ZM254 65V64H253ZM20 66V65H19ZM22 66V65H21ZM33 66V65H32ZM37 66V65H36ZM39 66V65H38ZM51 66V65H50ZM77 66V65H76ZM101 66H103V65H101ZM100 66V67H101ZM119 66V65H118ZM141 66V65H140ZM195 66H197V65H195ZM210 66V65H209ZM231 67H233L232 65H230ZM244 66H246V65H244ZM31 67V66H30ZM82 67H84V66H82ZM105 67V66H104ZM114 67V66H113ZM113 67H111V68H113ZM117 67V66H116ZM135 67V66H134ZM143 67V66H142ZM183 67V66H182ZM247 67V66H246ZM252 67V66H251ZM22 67H20L19 69H21ZM54 68V70H55V67H53ZM53 68H52V72H53ZM61 68V67H60ZM59 68V69H60ZM88 68V67H87ZM102 68V67H101ZM124 68V67H123ZM136 68H137V66H136ZM135 68V69H136ZM144 68V67H143ZM191 68V67H190ZM236 68V67H235ZM234 68V69H235ZM244 68L245 67H243V70H244ZM258 68V67H257ZM19 69H17V71L19 70ZM33 69V68H32ZM89 69V68H88ZM99 69V68H98ZM110 69V68H109ZM132 69V68H131ZM138 69V68H137ZM184 69V68H183ZM186 69V68H185ZM187 69H188V66H187ZM237 69V68H236ZM235 69V70H236ZM242 69V68H241ZM248 69V68H247ZM250 69V68H249ZM40 70V69H39ZM61 70V69H60ZM84 70V69H83ZM82 70V71H83ZM101 70V69H100ZM105 70H106V67H105ZM149 70V69H148ZM191 70H192V68H191ZM195 70V69H194ZM193 70V71H194ZM205 71H206V69H204ZM234 70V71H235ZM239 69H237L236 70V72L238 71ZM252 70V69H251ZM46 71H48V70H46ZM86 71V70H85ZM107 71V70H106ZM183 71V70H182ZM187 71H189V70H187ZM200 71H202V70H200ZM233 71V72H234ZM245 71V70H244ZM250 71V70H249ZM256 71V70H255ZM19 72V71H18ZM40 72V71H39ZM45 72V71H44ZM91 72V71H90ZM102 72H104V71H102ZM122 72H124V71H122ZM132 72V71H131ZM163 72V71H162ZM180 72V71H179ZM199 71H197V73H198ZM254 72V71H253ZM258 72V71H257ZM260 72V71H259ZM26 73H28L27 71H26ZM32 73H34V72H32ZM61 73V72H60ZM59 73V74H60ZM108 72H106V74H107ZM112 73V72H111ZM116 73H117V71H116ZM121 73V72H120ZM127 73H130V72H127ZM172 73V72H171ZM176 73H177V70H176ZM189 73V72H188ZM197 73H195V74H197ZM203 73V72H202ZM208 73V72H207ZM212 73V72H211ZM213 73H215V72H213ZM21 74V73H20ZM44 74V73H43ZM46 74V73H45ZM44 74V75H45ZM94 74V73H93ZM98 74H100V73H98ZM105 74V73H104ZM112 74H115V73H112ZM123 74V73H122ZM133 74V73H132ZM165 74H166V72H165ZM174 74V73H173ZM179 74V73H178ZM181 74H182V72H181ZM201 74V73H200ZM227 74H229V73H227ZM245 74V73H244ZM249 74V73H248ZM253 74V73H252ZM261 74V73H260ZM33 75V74H32ZM47 75V74H46ZM49 75V74H48ZM47 75V76H48ZM97 75V74H96ZM111 75V74H110ZM109 75V76H110ZM117 75V74H116ZM130 75H131V73H130ZM129 75V76H130ZM171 75V74H170ZM183 75V74H182ZM185 75V74H184ZM192 75V74H191ZM247 75V74H246ZM18 76V75H17ZM24 76V75H23ZM27 76V75H26ZM36 76V75H35ZM34 76V77H35ZM39 76H41V74L39 75ZM46 76V77H47ZM59 76V75H58ZM98 76V75H97ZM106 76V75H105ZM108 76V75H107ZM190 76V75H189ZM194 76V75H193ZM204 76V75H203ZM228 76V75H227ZM249 76V75H248ZM44 77V76H43ZM53 78L55 77V76H52ZM61 77V76H60ZM64 77H65V75H64ZM113 77H116L115 75H113ZM131 77H133L132 75H131ZM173 77V76H172ZM181 77V76H180ZM188 77V76H187ZM197 77V76H196ZM199 77V76H198ZM202 77V76H201ZM249 77H251V75L249 76ZM29 78H30V76H29ZM28 78V79H29ZM45 78V77H44ZM49 78V77H48ZM51 78V77H50ZM52 78V79H53ZM62 78V77H61ZM93 78V77H92ZM98 78V77H97ZM104 78V77H103ZM169 78V77H168ZM240 78V77H239ZM257 78V77H256ZM258 78H260V77H258ZM23 79V78H22ZM24 79H25V77H24ZM40 79H42V78H40ZM55 79H57L56 77H55ZM68 79V78H67ZM90 79V78H89ZM88 79V80H89ZM102 79V78H101ZM100 79V80H101ZM105 79V78H104ZM103 79V80H104ZM117 79V78H116ZM119 79H121L120 77H119ZM124 79V78H123ZM131 79V78H130ZM176 79V78H175ZM178 79V78H177ZM190 79V78H189ZM194 79V78H193ZM204 79V78H203ZM245 79V78H244ZM251 79H252V77H251ZM261 79V78H260ZM43 80V79H42ZM51 80V79H50ZM58 81H61V79H57ZM87 80V79H86ZM88 80L86 81V83H88ZM92 80V79H91ZM99 80V79H98ZM127 80V79H126ZM125 80V81H126ZM137 80V79H136ZM185 80V79H184ZM206 80V79H205ZM212 80V79H211ZM222 80V79H221ZM236 80V79H235ZM242 80V79H241ZM253 80H255V77H254V79ZM256 80H258V79H256ZM22 81V80H21ZM31 81H34L35 82V80H31ZM47 81V80H46ZM111 81H112V79H111ZM118 80H116V82H117ZM120 81V80H119ZM118 81V82H119ZM174 81V80H173ZM173 81H172V83H173ZM177 81V80H176ZM176 81H174V82H176ZM189 81V80H188ZM187 81V83H189ZM191 81V80H190ZM201 81H202V79H201ZM215 81H217V80H215ZM224 82H229V81H226L225 79L223 80ZM222 81V82H223ZM237 81H239V80H236V82ZM248 81V80H247ZM61 82H63V81H61ZM82 82V81H81ZM85 82V81H84ZM101 82V81H100ZM99 82V83H100ZM113 83H114V81H112ZM139 82H141V81H139ZM218 82V81H217ZM221 82V83H222ZM48 83V82H47ZM64 83V82H63ZM66 83H69V82H66ZM95 83H96V80H95ZM98 83V82H97ZM123 83V82H122ZM162 83V82H161ZM191 83V82H190ZM194 83V82H193ZM192 83V84H193ZM220 83V84H221ZM242 83H243V81H242ZM261 83H262V81H261ZM39 84H40V81H39ZM38 84V85H39ZM72 84V83H71ZM71 84H69L70 86H71ZM102 84H103V82H102ZM102 84H100V85H102ZM109 84V83H108ZM119 84V83H118ZM168 84H169V82H168ZM176 84V83H175ZM178 84V83H177ZM196 84V83H195ZM199 84H200V82H199ZM251 84V83H250ZM33 85H35V84H33ZM37 85V84H36ZM37 85V86H38ZM68 85V86H69ZM77 85V84H76ZM80 85V84H79ZM85 85H88V84H85ZM84 85V86H85ZM99 85V86H100ZM105 85H106V83H105ZM104 85V86H105ZM114 85H116L115 83H114ZM119 85H121V84H119ZM188 85V84H187ZM216 85H217V83H216ZM232 85V84H231ZM261 85V84H260ZM264 85V84H263ZM46 86V85H45ZM60 86V85H59ZM67 86V85H66ZM93 86V85H92ZM96 86V85H95ZM111 86V85H110ZM126 86V85H125ZM174 86V85H173ZM172 86V87H173ZM176 86V85H175ZM240 87H241V85H239ZM243 86V85H242ZM39 87H41V85L39 86ZM49 87H51L50 85H49ZM48 87V88H49ZM55 87H57V86H55ZM72 87V86H71ZM76 87V86H75ZM90 87V86H89ZM88 87V88H89ZM120 87V86H119ZM171 87V88H172ZM178 87V86H177ZM176 87V88H177ZM228 87V86H227ZM237 87V86H236ZM235 87V88H236ZM42 88V87H41ZM44 88V87H43ZM54 88V87H53ZM70 88V87H69ZM73 88V87H72ZM79 88H81V87H79ZM78 88V89H79ZM108 88V87H107ZM127 88V87H126ZM175 88V87H174ZM238 88V87H237ZM236 88V89H237ZM245 88V87H244ZM263 88V87H262ZM261 88V89H262ZM50 89V88H49ZM71 89V88H70ZM69 89V90H70ZM75 89V88H74ZM74 89H72V90H74ZM77 89V88H76ZM75 89V90H76ZM84 89V88H83ZM104 89H105V87H104ZM122 89V88H121ZM139 89V88H138ZM173 89V88H172ZM247 89V88H246ZM250 89V88H249ZM252 89V88H251ZM53 90V89H52ZM60 90V89H59ZM62 90H63V86H62ZM74 90V91H75ZM81 90V89H80ZM91 90V89H90ZM109 90V89H108ZM248 90V89H247ZM41 91V90H40ZM51 91V90H50ZM102 91V90H101ZM139 91V90H138ZM137 91V92H138ZM165 91H166V88H165ZM236 91V90H235ZM238 91V90H237ZM251 91V90H250ZM64 92V91H63ZM77 92V91H76ZM93 92H94V90H93ZM103 92H104V90H103ZM37 93V92H36ZM44 93V92H43ZM53 93V95H54V93L55 92H52ZM61 93H62V91H61ZM78 93V92H77ZM98 93V92H97ZM230 93V92H229ZM234 93H236V92H234ZM240 93H241V90H240ZM240 93H237L238 95L240 94ZM245 93L247 94V92L245 91ZM45 94H46V92H45ZM66 94H67V92H66ZM248 94H249V91H248ZM256 94V93H255ZM46 95H48V94H46ZM59 95V94H58ZM61 95V94H60ZM75 95H76V93H75ZM93 95V94H92ZM91 95V96H92ZM225 95V94H224ZM224 95H222V96H224ZM243 95V94H242ZM241 95V100H242V97H244V95L242 96ZM44 97H45V95H43ZM62 96V95H61ZM60 96V97H61ZM113 96V95H112ZM163 96V95H162ZM247 96V95H246ZM48 97H50V95L48 96ZM51 97H53V96H51ZM55 97V96H54ZM59 97V96H58ZM68 97V96H67ZM226 97V96H225ZM225 97H223V98H225ZM229 97H231V95H229ZM228 96H227V98H229ZM41 98V97H40ZM47 98V97H46ZM64 98H65V96H64ZM69 98V97H68ZM82 98V97H81ZM104 98V97H103ZM222 98V97H221ZM226 98V99H227ZM239 98V97H238ZM245 98V97H244ZM54 99H57V98H54ZM87 99V98H86ZM246 99H248V97H246ZM246 99H243L241 102H243L244 100H246ZM252 99V98H251ZM254 99V98H253ZM252 99V100H253ZM52 100V99H51ZM96 100H98V99H96ZM223 100V99H222ZM238 100V99H237ZM249 100V99H248ZM259 100V99H258ZM36 101V100H35ZM47 101H49V100H47ZM54 101H56V100H54ZM220 101V100H219ZM227 101H229L228 99H227ZM240 101H238V105L241 103ZM260 101V100H259ZM28 102V101H27ZM41 102V101H40ZM39 102V103H40ZM52 102V101H51ZM51 102H50V105H51ZM60 102V101H59ZM67 102V101H66ZM70 102V101H69ZM68 102V103H69ZM225 102V101H224ZM231 102H232V100H231ZM230 102V103H231ZM246 102V101H245ZM245 102H243L244 104H245ZM249 102L251 103V101L249 100ZM262 102V101H261ZM56 103V102H55ZM55 103L53 104V105H55ZM84 103H87L88 104V106L89 107H91L93 110H94V108H95V105H94V103L92 102V100H88L87 102H84ZM100 103H103V102H100ZM100 103H99V105H100ZM220 103H221V101H220ZM256 103V102H255ZM258 103H260V102H258ZM42 104H46L45 102L44 103H42ZM41 104V105H42ZM63 104V103H62ZM61 104V105H62ZM64 104H65V101H64ZM98 104V103H97ZM219 104V103H218ZM222 104V103H221ZM226 104V103H225ZM224 104V105H225ZM227 104H228V102H227ZM247 104V105H246ZM245 105H246V107H248V103H246ZM263 104V103H262ZM261 104V105H262ZM35 105H38V103L37 104H35ZM59 105V104H58ZM67 105V104H66ZM102 105V104H101ZM100 105V106H101ZM112 105V104H111ZM224 105L223 106H220V107H224ZM230 105H232V104H230ZM258 105V104H257ZM87 106V105H86ZM85 106V107H86ZM225 106H227V105H225ZM240 106V105H239ZM243 106V105H242ZM251 106V105H250ZM256 106V105H255ZM258 106H260V104L258 105ZM38 107H39V105H38ZM45 107V106H44ZM230 107V106H229ZM245 107V108H246ZM252 107V106H251ZM261 107H263L262 109H264V106H261ZM47 108V107H46ZM225 108V107H224ZM223 108V109H224ZM232 108H233V106H232ZM250 108V107H249ZM249 108L247 109V110H249ZM253 108H255V107H253ZM260 108V107H259ZM49 109V108H48ZM53 109V108H52ZM51 109V110H52ZM61 109V108H60ZM106 109V108H105ZM109 109V108H108ZM107 109V110H108ZM227 109H228V107H227ZM255 109H258V107L257 108H255ZM41 110H44V109H41ZM41 110H39V111H41ZM62 110V109H61ZM65 110V109H64ZM107 110H106V112H107ZM221 110V109H220ZM229 110V109H228ZM246 110V109H245ZM60 111V110H59ZM110 111V110H109ZM108 111V112H109ZM219 111V110H218ZM222 111V110H221ZM220 111V112H221ZM235 111V110H234ZM256 111V110H255ZM258 111V110H257ZM259 111H260V109H259ZM263 110H261V112H262ZM44 112V111H43ZM46 112V111H45ZM48 113H49V111H47ZM98 112V111H97ZM227 112V111H226ZM249 113H251L250 111H248ZM247 112V113H248ZM260 112V113H261ZM218 113V112H217ZM216 113V114H217ZM232 113V112H231ZM240 113H242V112H240ZM256 113V112H255ZM262 113H264V112H262ZM88 114V113H87ZM91 114V113H90ZM97 114V113H96ZM229 114V113H228ZM252 114H254V110H253V113ZM252 114H251V116H252ZM51 115V114H50ZM84 115H85V113H84ZM83 115V116H84ZM89 115V114H88ZM218 115V114H217ZM224 115H226V114H224ZM231 115V114H230ZM243 115V114H242ZM258 115V114H257ZM260 115V114H259ZM55 116V115H54ZM82 116V117H83ZM109 116H110V114H109ZM236 116V112L234 113V117ZM244 116V115H243ZM247 116V115H246ZM249 116V115H248ZM31 118H32V116H30ZM29 117V118H30ZM100 117V116H99ZM104 117V116H103ZM114 117V116H113ZM233 117V116H232ZM241 117V116H240ZM254 117V116H253ZM252 117V118H253ZM260 117V116H259ZM263 118H264V116H262ZM26 118V117H25ZM34 118V117H33ZM43 118V117H42ZM50 118H52V117H50ZM105 118V117H104ZM221 118V117H220ZM220 118H219V120H220ZM225 118V117H224ZM236 118V117H235ZM235 118H234V120H235ZM249 118V117H248ZM248 118H246V119H248ZM257 119H259L258 117H256ZM261 118V117H260ZM34 119H36V118H34ZM48 119V118H47ZM54 119V118H53ZM63 119V118H62ZM87 119V118H86ZM114 119V118H113ZM124 119V118H123ZM126 119V118H125ZM243 119V118H242ZM251 119V118H250ZM262 119V118H261ZM29 120V119H28ZM49 120V119H48ZM59 120H60V118H59ZM110 120V119H109ZM230 120V119H229ZM229 120H228V122H229ZM233 120V121H234ZM254 120H255V117H254ZM264 120V119H263ZM42 121H43V119H42ZM81 121V120H80ZM215 121V120H214ZM224 121V120H223ZM239 121V120H238ZM243 121H244V119H243ZM243 121H242V123H243ZM252 121H253V119H252ZM257 121V120H256ZM31 122V121H30ZM57 122V121H56ZM104 122V121H103ZM213 122V121H212ZM219 122H222V121H219ZM224 122H226V121H224ZM235 122V121H234ZM233 122V123H234ZM240 122V121H239ZM239 122H237V123H239ZM245 122H247V120L245 121ZM15 123V122H14ZM28 123V122H27ZM67 123V122H66ZM81 123V122H80ZM79 123V124H80ZM84 123H85V125L83 126V128H81V129H72V128H69V127H67V125H66V127H63V125H62V127H60L59 129H57L58 131L57 132H53V129H54V125H53V123L52 124H49V125H43V128L41 129V130H36L37 132H36V134H34L31 138H29V139H31V145H32V149H31V151H32V154H33V156H36V157H38V159H39V161H41V163L39 164V165H36L35 166V163H34V165L31 163V161L28 159V157L26 158V157H24V156H16V157H14V158H12L8 163H7V171L4 173V174H1L2 176H0V211H1V209H4V208H2V206H3V204H4V202L5 201H7L9 198H11L12 196H14V195H16V193H18V190H19V188L20 187H24L25 189H26V195H27V197H25V198H27L29 201H31V203L33 202L34 204L35 203H38L39 201H41L42 199L44 200L43 202H46L50 207H51V210H53L52 212H70L71 210H79L80 209V207H82L81 206V204L79 203V201L74 197V194H76L75 192H74V194H72V190L74 189V188H76V187H78L79 185L81 186V183H80V178H81V176L82 175H85L86 176V174L87 175H89L90 177H92V179H93V181L92 182H97V185H99V180L97 181L96 180V176L99 174H97V171H98V166H100V162L101 161H104V159H105V157H104V153H103V150L102 149H104L103 147H102V149L98 146V144H97V136L95 135V131H96V129L98 128V127H103V125L104 126H106V128H108V124L106 125L105 123L103 124V123H101V121H100V119H98L95 115L94 116H89L88 117V119L86 120V122L84 121ZM83 123V124H84ZM108 123H110V122H108ZM133 123V122H132ZM236 123V124H237ZM250 123H251V120H250ZM259 123V122H258ZM16 124V123H15ZM30 124V123H29ZM65 124V123H64ZM216 124V123H215ZM227 124V123H226ZM252 124H253V122H252ZM261 124V123H260ZM259 124V125H260ZM25 125H27L26 123H25ZM36 125V124H35ZM58 126H59V124H57ZM75 125V124H74ZM74 125L72 126V127H74ZM220 125H221V123H220ZM233 125V124H232ZM241 125V124H240ZM247 125H249V124H247ZM263 125V127H264V124H262ZM24 126V125H23ZM28 126V125H27ZM30 126V125H29ZM56 126V125H55ZM77 126V125H76ZM79 126V125H78ZM115 126V125H114ZM113 126V127H114ZM216 126V125H215ZM219 126V125H218ZM217 126V127H218ZM224 127H225V124L223 125ZM228 126V125H227ZM236 126V125H235ZM253 126H254V124H253ZM256 126V125H255ZM254 126V127H255ZM261 126V125H260ZM40 127V126H39ZM110 127V126H109ZM112 127V126H111ZM222 127V126H221ZM243 127V126H242ZM245 127H249V126H245L244 125V129H245ZM253 127V128H254ZM262 127V126H261ZM261 127H259V128H261ZM13 128V127H12ZM15 128V127H14ZM16 128H18V127H16ZM30 128V127H29ZM79 128V127H78ZM119 128V127H118ZM238 128H241V127H238ZM237 128V129H238ZM256 128V127H255ZM254 128V131H256V129ZM20 129V128H19ZM40 129V128H39ZM124 129V128H123ZM206 129V128H205ZM204 129V130H205ZM208 129V128H207ZM216 129V128H215ZM221 129V128H220ZM225 129V128H224ZM223 129V130H224ZM236 129V130H237ZM251 129V128H250ZM250 129L248 128V130H249V132H250ZM264 129V128H263ZM263 129L261 130L262 132H264L263 131ZM13 130V129H12ZM32 130V129H31ZM55 130V129H54ZM99 131H100V129H98ZM104 130V129H103ZM212 130V129H211ZM233 130V129H232ZM27 131V130H26ZM121 131V130H120ZM120 131L118 132V133H120ZM123 131V130H122ZM126 131V130H125ZM202 131V130H201ZM200 131V132H201ZM242 131H244V130H242ZM241 129L239 130H237V132H239L240 134H241ZM246 131H247V128H246ZM251 131H252V129H251ZM253 131V132H254ZM260 131V132H261ZM12 132V131H11ZM19 132V131H18ZM22 132V131H21ZM24 132V131H23ZM35 132V131H34ZM104 132V131H103ZM115 132H117V129L115 130ZM131 132V131H130ZM233 132V131H232ZM252 132V133H253ZM257 132V131H256ZM255 132V133H256ZM259 132V131H258ZM8 133V132H7ZM15 133V132H14ZM13 133V134H14ZM100 133H102V132H100ZM108 132H106L105 134H107ZM117 133V134H118ZM208 133V132H207ZM214 133V132H213ZM235 133V132H234ZM254 133V134H255ZM32 134H33V132H32ZM97 134V133H96ZM116 134V135H117ZM123 134H124V132H123ZM200 134V133H199ZM233 134V133H232ZM244 134V133H243ZM246 134V133H245ZM249 134V133H248ZM8 135V134H7ZM120 135H122V133L120 134ZM125 135V134H124ZM226 135H227V133H226ZM234 135V134H233ZM11 136V135H10ZM9 136V137H10ZM15 136V135H14ZM17 136V135H16ZM15 136V137H16ZM24 136V135H23ZM109 136V135H108ZM119 136V135H118ZM223 135H221V137H222ZM259 136H261V134L259 135ZM3 137V136H2ZM18 137V136H17ZM29 137H30V135H29ZM113 137H115V136H113ZM123 137V136H122ZM125 137V136H124ZM239 137V136H238ZM21 138V137H20ZM99 138V137H98ZM105 138V137H104ZM112 138V137H111ZM110 138V139H111ZM116 138V137H115ZM192 138V137H191ZM194 138V137H193ZM224 138V137H223ZM236 138V137H235ZM26 139V138H25ZM113 139V138H112ZM117 139V138H116ZM120 139V138H119ZM118 139V140H119ZM125 139V138H124ZM232 139H233V137H232ZM251 139H253V138H251ZM257 139V138H256ZM260 139L261 140H264V139H262L261 137H260ZM21 140V139H20ZM99 140V139H98ZM101 140V139H100ZM107 140V139H106ZM202 140V139H201ZM235 140V139H234ZM243 142H245L246 141V139L245 140H243V138L241 139ZM240 140V141H241ZM248 140H249V138H248ZM255 140V139H254ZM253 140V141H254ZM11 141V140H10ZM22 141V140H21ZM26 141V140H25ZM27 141H28V139H27ZM103 141V140H102ZM104 141H105V139H104ZM113 141H115L116 142V140H114L113 139ZM120 141H122V140H120ZM133 141V140H132ZM131 141V142H132ZM241 141V142H242ZM249 141H252V140H249ZM249 141H248V143H249ZM255 141H257V140H255ZM30 142V141H29ZM106 142V141H105ZM104 142V143H105ZM126 142V141H125ZM259 142H260V140H259ZM5 143V142H4ZM24 143V142H23ZM27 143V142H26ZM108 143V142H107ZM111 143V142H110ZM110 143H109V145H110ZM117 143V142H116ZM123 143H124V140H123ZM182 143V142H181ZM187 143V142H186ZM194 143V142H193ZM234 143V142H233ZM236 143V142H235ZM246 143H247V141H246ZM251 143V142H250ZM253 143V142H252ZM11 144V143H10ZM15 144H16V142H15ZM102 144V143H101ZM111 144H113V143H111ZM121 144H122V142H121ZM129 144V143H128ZM207 144H208V142H207ZM216 144V143H215ZM232 144V143H231ZM258 144V143H257ZM262 144V143H261ZM1 145V144H0ZM29 145V144H28ZM104 145V144H103ZM107 145V144H106ZM125 145H127V144H125ZM134 145V144H133ZM165 145V144H164ZM163 145V146H164ZM192 145V144H191ZM248 145V144H247ZM13 146V145H12ZM110 146H112V145H110ZM121 146V145H120ZM128 146V145H127ZM162 146V145H161ZM166 146V145H165ZM168 147H169V145H167ZM229 145H228V139H225V141H223L222 143H221V145L219 146V147H217V150H214V152H212L211 154L209 153V155H210V160H211V163L213 164L212 165V169L210 170V169H208L207 168V170L205 169H202L201 167H199V166H196V168L194 169V171L196 170V174H194L195 176H193V177H187V178H189V179H191L190 181H191V187H189L188 188V190H183V191H180V192H178V190H175V189H173V198H172V196L171 197H168L167 195V197L163 200V201H166L168 204H169V207H168V205H167V209H165V210H163V211H161V207H160V211H152V210H148V207L146 206V205H143V206H141V207H135L134 209V214L136 215V217H138V218H140L141 216H143L145 219H146V222L145 223H143V221H141L142 222V225L144 226L143 227V229H142V233L141 234H139V235H136V234H132V233H130V232H128V231H126L127 233L125 234V230H124V234H125V236H123V237H125V238H127L126 240H127V242L129 241V242H131V244H134V243H136V242H141V241H149V244H150V246H149V248L150 247H153L152 245L153 244H155L156 243V240L154 239L155 237H156V233H157V230L159 229V231H158V235H160L161 237H162V235H161V231L166 227V226H170V224H176V225H178V226H180V225H183V224H186L187 226L189 225V228H190V230L192 231V230H194L195 228H196V226H197V224L195 223L197 220H199L198 219V217L197 216H199L198 215V209H199V211H200V208L198 207V204L199 203H202L203 205H206L207 204V207H208V203H210L211 201H213L212 199V195L213 194H211V192L213 191V192H218V193H220V192H222L223 194L224 193H226L227 195L229 194V193H227V192H224V191H226V190H229V187H228V175L231 173V172H234L235 170L234 169H236V165H235V161H234V159L231 161V157L230 156H233V154L235 153V152H237V148L239 147V146H236V145H230L229 147H228ZM235 146L237 147L236 149H235ZM245 146V145H244ZM20 147V146H19ZM22 147V146H21ZM107 147V146H106ZM109 147V146H108ZM114 147V146H113ZM112 147V148H113ZM179 147V146H178ZM241 147H243V146H241ZM247 147V146H246ZM255 147V146H254ZM254 147H252V148H254ZM259 147V146H258ZM264 147V146H263ZM262 147V149L264 150V148ZM120 148V147H119ZM130 148V147H129ZM128 148V149H129ZM133 148V147H132ZM159 148V147H158ZM172 148V147H171ZM182 148V147H181ZM214 148H215V146H214ZM245 148V147H244ZM243 148V149H244ZM256 148V147H255ZM3 149V148H2ZM10 149V148H9ZM29 149V148H28ZM27 149V150H28ZM106 149V148H105ZM126 149V148H125ZM128 149H126V150H128ZM185 149V148H184ZM184 149L181 151V152H183L184 151ZM240 149H242V148H240ZM262 149L260 150V153H261V151H262ZM22 150V149H21ZM116 150V149H115ZM123 150H124V148H123ZM126 150H125V152H126ZM158 150V149H157ZM160 150V149H159ZM245 150V149H244ZM243 150V151H244ZM246 150H247V148H246ZM251 150V149H250ZM257 150V149H256ZM5 151V150H4ZM20 151V150H19ZM106 151V150H105ZM131 151V150H130ZM134 151V150H133ZM151 151H153V150H151ZM156 151V150H155ZM163 151V150H162ZM171 151H173V150H171ZM179 150H177V152H178ZM192 151H194L193 149H192ZM198 151V150H197ZM3 152V151H2ZM23 152V151H22ZM107 152H108V149H107ZM106 152V153H107ZM116 152V151H115ZM123 152V151H122ZM132 152V151H131ZM154 152V151H153ZM165 152V151H164ZM177 152H175V153H177ZM239 152V151H238ZM237 152V153H238ZM247 152H248V150H247ZM246 152V153H247ZM257 152V151H256ZM28 153V152H27ZM127 153V152H126ZM133 153V152H132ZM135 153V152H134ZM161 153V152H160ZM172 153H174V152H172ZM196 153V152H195ZM198 153H199V151H198ZM245 153V152H244ZM258 153H259V149H258ZM259 153V154H260ZM0 154H1V152H0ZM23 154V153H22ZM29 154V153H28ZM110 154V153H109ZM156 154V153H155ZM243 154V153H242ZM248 154H249V152H248ZM250 154H251V152H250ZM264 154V153H263ZM262 154V155H263ZM8 155V154H7ZM6 155V156H7ZM25 155V154H24ZM159 155V154H158ZM163 155V154H162ZM170 155V154H169ZM174 155V154H173ZM181 155V154H180ZM187 155V154H186ZM199 155V154H198ZM208 155V156H209ZM245 155H247V154H245ZM1 156H3V155H1ZM113 156V155H112ZM125 156V155H124ZM131 156V155H130ZM135 156V155H134ZM147 156V155H146ZM164 156V155H163ZM194 156V155H193ZM204 156V155H203ZM235 156H236V154H235ZM241 157H242V155H240ZM239 156V157H240ZM264 156V155H263ZM8 157H10V156H8ZM136 157V156H135ZM165 157H167V155L165 156ZM189 157V156H188ZM202 157V156H201ZM206 157V156H205ZM234 157V156H233ZM245 157V156H244ZM243 157V158H244ZM246 157H248V156H246ZM245 157V158H246ZM250 157V156H249ZM252 157V156H251ZM250 157V158H251ZM256 157H258V158H260L261 157V155H260V157L259 156H257L256 155ZM123 158V157H122ZM137 158V157H136ZM141 158V157H140ZM143 158V157H142ZM153 158H154V156H153ZM190 158V157H189ZM253 158H254V156H253ZM2 159V158H1ZM108 159H110L111 160V158H108ZM113 159H115V158H113ZM117 159V158H116ZM145 159V158H144ZM155 159V158H154ZM184 159V158H183ZM208 159V158H207ZM237 159V158H236ZM235 159V160H236ZM241 159V158H240ZM262 159H263V157H262ZM33 160V159H32ZM107 160V159H106ZM125 160V159H124ZM135 160V159H134ZM138 160V159H137ZM141 160V159H140ZM146 160H147V158H146ZM149 160H151V159H149ZM159 160V159H158ZM162 160V159H161ZM170 160V159H169ZM186 160V159H185ZM242 160V159H241ZM244 160V159H243ZM251 160L254 162V160H255V158H254V160L253 159H250V162H251ZM34 161V160H33ZM32 161V162H33ZM122 161V160H121ZM127 161V160H126ZM148 161V160H147ZM154 161H157V160H154ZM188 161V160H187ZM192 161V159L190 160V162ZM194 161V160H193ZM201 161V160H200ZM206 161V160H205ZM209 161V160H208ZM240 161V160H239ZM257 161V160H256ZM5 162V161H4ZM35 162V161H34ZM108 162H110L109 160H108ZM120 162V161H119ZM123 162V161H122ZM125 162V161H124ZM129 162V161H128ZM170 162V161H169ZM168 162V163H169ZM176 163H177V160L175 161ZM203 162H204V160H203ZM203 162H202V164H203ZM242 162V161H241ZM240 162V163H241ZM245 162V161H244ZM248 162H249V160H248ZM247 162V163H248ZM104 163V162H103ZM127 163V162H126ZM135 163V162H134ZM161 163V162H160ZM163 163V162H162ZM195 163V162H194ZM206 163H207V161H206ZM205 163V164H206ZM210 163V162H209ZM208 163V164H209ZM239 163V164H240ZM1 164V163H0ZM110 164V163H109ZM118 164V163H117ZM167 164V163H166ZM180 164V163H179ZM183 164V163H182ZM181 164V165H182ZM238 164V163H237ZM238 164V165H239ZM243 164V162L241 163V165ZM256 164H260L259 162L257 163L256 162ZM102 165V164H101ZM108 165V164H107ZM129 165V164H128ZM132 165V164H131ZM165 165V164H164ZM167 165H169V164H167ZM186 165V164H185ZM191 165V164H190ZM196 165H198V164H196ZM245 165V164H244ZM244 165H242V167L244 166ZM249 165H252V163H250ZM264 164H262V166H263ZM114 166V165H113ZM123 166V165H122ZM139 166H140V164H139ZM163 166V165H162ZM201 166V165H200ZM204 167H205V165H203ZM209 166H211V165H209ZM208 166V167H209ZM1 167H3V166H1ZM107 167H109V168H111L109 165L107 166ZM106 167V168H107ZM133 167V166H132ZM131 167V168H132ZM137 167H138V165H137ZM136 167V168H137ZM164 167V166H163ZM180 167V166H179ZM186 167V166H185ZM192 167H194V165L192 166ZM246 167V166H245ZM252 167V166H251ZM102 168V167H101ZM117 168H118V166H117ZM116 168V169H117ZM122 168V167H121ZM129 168V167H128ZM127 168V169H128ZM138 168H140V167H138ZM145 168V167H144ZM176 168V167H175ZM183 168V167H182ZM181 168V169H182ZM191 168V167H190ZM189 168V169H190ZM248 168V167H247ZM254 168H255V166H254ZM260 168V167H259ZM2 169V168H1ZM5 169V168H4ZM123 169H124V167H123ZM141 169V168H140ZM188 169V170H189ZM243 169V168H242ZM253 169V168H252ZM251 169V170H252ZM257 169H258V167L255 169L256 171H257ZM262 168H260L259 170H261ZM106 170V169H105ZM122 170V169H121ZM144 170V169H143ZM155 170H157V169H155ZM169 170V169H168ZM188 170H187V172H188ZM240 170H241V168H240ZM263 171H264V169H262ZM5 171V170H4ZM107 171H108V169H107ZM112 171V170H111ZM113 171H114V169H113ZM128 171H130V170H128ZM133 171V170H132ZM140 172L142 171V170H139ZM147 171V170H146ZM149 171V170H148ZM147 171V172H148ZM150 171H151V169H150ZM153 171V170H152ZM160 171V170H159ZM159 171H157V172H159ZM190 171V170H189ZM246 171V170H245ZM244 171V172H245ZM124 172H126V171H124ZM135 172V171H134ZM137 172V171H136ZM144 172V171H143ZM142 172V173H143ZM178 172V171H177ZM176 172V173H177ZM183 172V171H182ZM248 172V171H247ZM249 172H250V169H249ZM258 172V171H257ZM255 173V174H258V173ZM110 173V172H109ZM138 173V178H139V172H137ZM149 173V172H148ZM151 173V172H150ZM175 173V172H174ZM175 173V174H176ZM193 173H195V172H193ZM237 173V172H236ZM254 173V172H253ZM261 173V172H260ZM259 173V174H260ZM111 174H112V172H111ZM129 174H131V172H129ZM133 174V173H132ZM159 174V173H158ZM181 174V173H180ZM183 174H185V173H183ZM190 174V173H189ZM246 173H244V175H245ZM251 174V173H250ZM262 174H264V173H262ZM143 175H145V174H143ZM152 175H155V174H150V176H152ZM165 175H167V174H165ZM179 175V173L177 174V176ZM192 175V174H191ZM190 175V176H191ZM107 176V175H106ZM105 176V177H106ZM109 176V175H108ZM121 176V175H120ZM132 176V175H131ZM134 176H136V175H134ZM134 176H132V177H134ZM159 176V175H158ZM183 176V175H182ZM188 176V175H187ZM231 177H232V175H230ZM234 176V175H233ZM242 176V175H241ZM262 176V175H261ZM99 177H102L101 175L99 176ZM119 177V176H118ZM121 177H123V176H121ZM149 177V176H148ZM157 177V176H156ZM172 177H173V175H172ZM82 178H83V176H82ZM89 178V177H88ZM116 178V177H115ZM127 178V177H126ZM126 178H123V180L124 179H126ZM130 178V177H129ZM145 178V177H144ZM158 179H159V177H157ZM185 178H186V176H185ZM184 178V179H185ZM254 178V177H253ZM255 178H257V175H256V177ZM260 178H262V179H264L263 177H260ZM106 179V178H105ZM112 179H113V177H112ZM117 179V178H116ZM135 179V178H134ZM155 179V178H154ZM161 179H162V176H161ZM177 179V178H176ZM180 180H181V178H179ZM183 179V180H184ZM235 179H236V177H235ZM248 179H249V177H248ZM258 179H259V177H258ZM262 179H261V182H262ZM119 180V179H118ZM130 180V179H129ZM139 180V179H138ZM169 179H165L164 177H163V179H162V181H160V183L159 184H156L157 186L158 185H160V186H163L165 189L164 190H166V193L167 192H169V190H170V183L171 182H169V181H171V180H169ZM175 180V179H174ZM186 180V179H185ZM188 180V179H187ZM250 180V179H249ZM113 181V180H112ZM115 181V180H114ZM132 181V180H131ZM134 181V180H133ZM148 181V180H147ZM182 181V180H181ZM181 181H179V180H177V183L178 182H181ZM232 181H234V180H232ZM236 181V180H235ZM247 181V180H246ZM264 181V180H263ZM90 182V181H89ZM103 182V181H102ZM111 182V181H110ZM127 182V181H126ZM140 182V181H139ZM153 182V180L150 182L149 181V185H148V187H151L152 188V186H153V184L154 183H152ZM175 182V181H174ZM189 182V181H188ZM187 182V183H188ZM251 182V181H250ZM258 182H260V181H258ZM80 183V184H79ZM84 183H85V181H84ZM83 183V184H84ZM101 183V182H100ZM104 183V182H103ZM156 183V182H155ZM158 183V182H157ZM190 183V182H189ZM240 183V182H239ZM253 183H254V179H253ZM264 183V182H263ZM91 184V183H90ZM127 184V183H126ZM133 184H134V182H133ZM136 184V183H135ZM179 184V183H178ZM181 184V183H180ZM234 184H236V183H234ZM233 184V185H234ZM255 184H256V180H255ZM255 184H253L254 186H255ZM102 185V184H101ZM131 185V184H130ZM141 185V184H140ZM139 185V186H140ZM146 185V184H145ZM175 185V184H174ZM182 185V184H181ZM241 185V184H240ZM261 186H262V184H260ZM258 186L257 184H256V186L257 187H261V186ZM79 186V187H80ZM85 186V185H84ZM100 186V185H99ZM113 186V185H112ZM138 186V185H137ZM141 186H143V185H141ZM154 186H155V184H154ZM234 186H236V185H234ZM251 186H252V184H251ZM255 186V187H256ZM104 187H105V185H104ZM103 187V188H104ZM107 187V186H106ZM121 187H122V185H121ZM120 187V188H121ZM123 187H125V185L123 186ZM129 187V186H128ZM135 187V186H134ZM163 187H161V188H163ZM176 187H177V185H176ZM239 187V186H238ZM264 187V186H263ZM89 188H91V187H89L88 186V189ZM127 188V187H126ZM141 188V187H140ZM144 188V187H143ZM158 188H160V187H158ZM185 188H186V186H185ZM184 188V189H185ZM242 188V187H241ZM21 189H23V188H21ZM20 189V190H21ZM92 189H93V186H92ZM94 189H95V187H94ZM113 189H114V187H113ZM123 189V188H122ZM154 189H157L156 188V186H155V188ZM153 189V190H154ZM260 190L262 189V188H259ZM20 190H19V192H20ZM96 190V189H95ZM108 190H109V188H108ZM107 190V191H108ZM136 190H137V188H136ZM142 190V189H141ZM140 190V191H141ZM145 190V192H143V196L145 197V196H147V195H150V193H149V188H147V190L146 189H144ZM152 190V191H153ZM160 190V189H159ZM163 190V189H162ZM180 190V189H179ZM235 190V189H234ZM233 190V191H234ZM263 190V189H262ZM85 191H87V190H85ZM102 191V190H101ZM105 191V190H104ZM115 191H116V189H115ZM118 191V190H117ZM129 191V190H128ZM132 191H134V190H132ZM139 191V192H140ZM143 191V190H142ZM244 191V190H243ZM255 191V189L252 187V192H254ZM264 191V190H263ZM77 192V191H76ZM79 192V191H78ZM103 192V191H102ZM112 192H113V190H112ZM111 192V193H112ZM137 192V191H136ZM229 192H232V191H229ZM83 193H85V192H83ZM116 193V192H115ZM119 193H120V195L122 194L120 191H119ZM149 193V194H148ZM158 193V192H157ZM216 193H215V195H216ZM19 194V193H18ZM24 193H22L21 195H22V197H24V195H23ZM109 194V193H108ZM113 194V193H112ZM136 194V193H135ZM141 193H139V195H140ZM165 194V193H164ZM226 194H225V196H226ZM232 194H233V192H232ZM231 194V195H232ZM249 194V193H248ZM254 194H256V193H252V195L254 196ZM101 195V194H100ZM127 195V194H126ZM129 195V194H128ZM134 195V194H133ZM139 195H137V197L136 198H138V196ZM142 195V194H141ZM140 195V197H142ZM222 194H220V196H221ZM230 195V196H231ZM257 195V194H256ZM259 195H260V193H259ZM79 196V195H78ZM85 196V195H84ZM102 196V195H101ZM100 196V197H101ZM106 196V195H105ZM124 195H122V197H123ZM161 196V195H160ZM223 196V195H222ZM233 196V195H232ZM261 196V195H260ZM87 197H88V195H87ZM94 197V196H93ZM103 197V196H102ZM121 197V196H120ZM126 197V196H125ZM237 197V196H236ZM244 197V196H243ZM247 197V196H246ZM258 197V196H257ZM14 198V197H13ZM24 198V199H25ZM98 198V197H97ZM130 198V197H129ZM147 198V197H146ZM172 198V199H171ZM220 198V197H219ZM219 198H217L218 200H219ZM224 198V197H223ZM231 198V197H230ZM233 198V197H232ZM12 199V198H11ZM16 199V198H15ZM22 199V198H21ZM79 199V198H78ZM101 199V198H100ZM139 199H141V198H139ZM152 199V198H151ZM156 199V197L154 198V200ZM221 199V198H220ZM228 199H229V197H228ZM18 200H19V198H18ZM27 200V201H28ZM83 200V199H82ZM102 200V199H101ZM145 200H147V199H145ZM149 200H150V198H149ZM154 200H153V203H154ZM160 200V199H159ZM215 200V199H214ZM218 200H217V203H218ZM222 200H224V199H222ZM234 200V199H233ZM15 201H17V200H15ZM28 201V202H29ZM107 201H110V202H107V204H116L117 202L116 201H121V199L119 198V200H117V199H112V197L111 198H107ZM133 201V200H132ZM136 201V200H135ZM143 201V200H142ZM239 201V200H238ZM243 201V200H242ZM247 201H250V205H252V206H256V204H255V202L254 201H257L255 198H253L252 196H250V198L247 200ZM21 202H24V201H22L21 200ZM82 202V201H81ZM121 202H123V201H121ZM127 202V201H126ZM131 201H129V203H130ZM134 202V201H133ZM151 202V201H150ZM159 202V201H158ZM162 202V201H161ZM206 202H208V203H206ZM214 202H216V201H213V205H214ZM220 202H224V201H220ZM219 202V203H220ZM227 202V201H226ZM236 202H237V199H236ZM16 203V202H15ZM83 203V202H82ZM97 203V202H96ZM103 203V202H102ZM136 203H137V201H136ZM163 203H165V202H163ZM218 203V204H219ZM231 203H233L232 201H231ZM22 204V203H21ZM28 204V203H27ZM30 204V203H29ZM28 204V205H29ZM46 204V205H47ZM114 204V205H115ZM120 204V203H119ZM124 204V203H123ZM135 204V203H134ZM133 204V205H134ZM148 204V203H147ZM160 204V203H159ZM158 204V205H159ZM16 205V204H15ZM18 205H20V204H18ZM17 205V206H18ZM39 205H40V203H39ZM114 205H113V207H114ZM125 205V204H124ZM127 205V204H126ZM138 205H139V202H138ZM141 205V204H140ZM157 205V204H156ZM215 205H217V204H215ZM214 205V206H215ZM238 205V204H237ZM14 206V205H13ZM23 206V205H22ZM37 206V205H36ZM49 206H48V208H49ZM84 206V205H83ZM110 206V205H109ZM112 206V205H111ZM119 206V205H118ZM130 206H131V204H130ZM136 206V205H135ZM149 206V205H148ZM173 206H175V207H173ZM200 206V205H199ZM210 206V205H209ZM212 206V205H211ZM218 206V205H217ZM231 206H232V204H231ZM8 207H9V209H11L10 207H12V205L10 204V206L8 205ZM7 207V208H8ZM16 207V206H15ZM116 207V206H115ZM129 207V206H128ZM127 207V208H128ZM154 207H155V205H154ZM202 209H204L205 208V206H204V208H203V206H200ZM216 207V206H215ZM5 208H6V206H5ZM23 208H24V206H23ZM84 208V211H85V209H86V211H85V213H87V214H91L92 215V213L94 212V207L92 206V204L91 203H89V204H85V206L83 207ZM97 208V207H96ZM100 208V207H99ZM107 208V207H106ZM130 208V207H129ZM128 208V209H129ZM209 208V207H208ZM218 208V207H217ZM18 209H19V207H18ZM42 209V208H41ZM41 209H39L40 211H41ZM45 209L46 208H44V212H45ZM114 209V208H113ZM120 209V208H119ZM130 209H132V208H130ZM150 209V208H149ZM164 209V208H163ZM207 209V208H206ZM205 209V210H206ZM210 209V208H209ZM34 210H36V211H38V208L37 209H34ZM82 211V210H81ZM114 211V210H113ZM211 211V210H210ZM217 211V210H216ZM3 212V211H2ZM32 212H33V210H32ZM46 212H47V210H46ZM45 212V213H46ZM79 211H77V213H78ZM83 212V211H82ZM97 212V211H96ZM99 212V211H98ZM101 212V211H100ZM119 212L120 213H122L120 210H119ZM128 212V211H127ZM129 212H130V210H129ZM131 212H132V210H131ZM216 213L215 212V210L213 211H211V213ZM221 212V211H220ZM5 213V212H4ZM7 213V212H6ZM41 213V212H40ZM105 213V212H104ZM116 213H118L117 211H116ZM115 213V214H116ZM120 213H119V215H120ZM201 213V212H200ZM3 214V213H2ZM1 214V215H2ZM8 214V213H7ZM65 214V213H64ZM79 214V213H78ZM81 214H83V213H81ZM94 214H95V212H94ZM102 214V213H101ZM111 214V213H110ZM109 214V215H110ZM123 214V213H122ZM125 214H126V212H125ZM124 214V215H125ZM129 213H127L126 215H128ZM132 214V213H131ZM202 214V213H201ZM207 214V211H206V213H205V215ZM222 214H223V212H222ZM5 216H6V214H4ZM3 215V216H4ZM9 215H10V213H9ZM32 215V214H31ZM37 215V214H36ZM38 215H40V214H38ZM44 215V214H43ZM49 215H51L50 213H49ZM53 215V214H52ZM51 215V216H52ZM77 215V214H76ZM76 215L75 216H71L72 217V219H77V217H76ZM86 215V214H85ZM107 215H108V212H107ZM117 215V214H116ZM133 215V214H132ZM203 215V214H202ZM215 215V214H214ZM33 216V215H32ZM32 216H30L31 218H32ZM41 216V215H40ZM45 216V215H44ZM46 216H48V215H46ZM45 216V217H46ZM63 216V215H62ZM65 216V215H64ZM100 216V215H99ZM111 216H113V214L111 215ZM110 216V217H111ZM129 216H130V214H129ZM128 216V217H129ZM219 216V215H218ZM7 217V216H6ZM12 217H13V215H12ZM10 218V219H13V218ZM66 217V216H65ZM89 217V216H88ZM103 217H105V216H103ZM115 217V216H114ZM122 217V216H121ZM126 217V216H125ZM128 217H126V218H128ZM132 217V216H131ZM201 217V216H200ZM1 218V217H0ZM3 218V217H2ZM5 218V217H4ZM4 218H3V220H4ZM44 218V217H43ZM52 218H54V217H52ZM68 218V217H67ZM81 218V217H80ZM117 218H119V217H117ZM125 218V219H126ZM143 218V219H144ZM205 218H206V216H205ZM209 218V217H208ZM214 218V217H213ZM219 218V217H218ZM217 218V219H218ZM224 218V217H223ZM30 219V218H29ZM34 219H35V217H34ZM47 219V218H46ZM50 219V218H49ZM83 219H84V217H83ZM88 219V218H87ZM89 219H90V217H89ZM88 219V220H89ZM94 219V218H93ZM96 219V218H95ZM142 219V218H141ZM204 219V218H203ZM210 219V218H209ZM208 219V220H209ZM214 219H216V217L214 218ZM213 219V220H214ZM225 219V218H224ZM228 219V218H227ZM1 220V219H0ZM14 220V219H13ZM25 220H26V218H25ZM38 220V219H37ZM42 220V219H41ZM56 220V219H55ZM55 220H54V222H55ZM67 220V219H66ZM105 220V219H104ZM114 220H116V217H115V219ZM113 220V221H114ZM120 220H121V218H120ZM133 219H131V221H132ZM219 220V219H218ZM229 220V219H228ZM11 221V220H10ZM10 221H9V223H10ZM19 222H21L20 220H18ZM34 221V220H33ZM39 221V220H38ZM37 221V222H38ZM49 221V220H48ZM65 221V220H64ZM84 221V220H83ZM86 221V220H85ZM108 221H109V219H108ZM111 221V220H110ZM118 221H119V219H118ZM117 221V222H118ZM130 221V222H131ZM137 221H138V219H137ZM204 221V220H203ZM211 221H212V219H211ZM220 221V220H219ZM226 221V220H225ZM0 222H2V220L0 221ZM4 222V221H3ZM12 222V221H11ZM40 222H42V221H40ZM43 222H44V220H43ZM50 222V221H49ZM67 222V221H66ZM91 222V221H90ZM97 222V221H96ZM95 222V223H96ZM100 222H102V220L100 221ZM112 222V221H111ZM110 222V223H111ZM116 222V221H115ZM114 222V223H115ZM122 222V221H121ZM214 222H216V221H214ZM221 222V221H220ZM222 222H223V220H222ZM229 222V221H228ZM231 222V221H230ZM233 222V221H232ZM231 222V223H232ZM235 222H236V220H235ZM234 222V223H235ZM239 222V221H238ZM7 223V222H6ZM8 223V224H9ZM16 223V222H15ZM57 223H59V222H57ZM62 223V222H61ZM67 223H69V222H67ZM85 223V222H84ZM92 223V222H91ZM94 223V224H95ZM98 223V222H97ZM103 223V222H102ZM100 224L99 223V225H103V224ZM109 223V222H108ZM119 223V222H118ZM123 223V222H122ZM205 223V222H204ZM211 223V222H210ZM230 223V224H231ZM233 223V224H234ZM241 223V222H240ZM13 225H14V223H12ZM21 224V223H20ZM38 224H39V222H38ZM46 224V223H45ZM54 224V223H53ZM55 224H56V222H55ZM63 224V223H62ZM124 224H125V222H124ZM139 224V223H138ZM203 224V223H202ZM207 225H208V223H206ZM212 224V223H211ZM216 223H214V226H216L215 225ZM236 224V223H235ZM4 225H6L5 223H4ZM3 225V226H4ZM10 225V224H9ZM16 225V224H15ZM66 225V224H65ZM90 225V224H89ZM98 225V224H97ZM122 225V224H121ZM134 225V224H133ZM200 225V224H199ZM224 225H225V223H224ZM18 226V225H17ZM27 226H28V224H27ZM53 225L51 224V228L53 229V227H52ZM96 226V225H95ZM108 226V225H107ZM106 226V227H107ZM120 226V225H119ZM168 226V227H169ZM186 226V227H187ZM210 226V225H209ZM242 226V225H241ZM240 226V227H241ZM244 226V225H243ZM247 226V225H246ZM11 227H13V226H11ZM20 227V226H19ZM22 227V226H21ZM23 227H24V225H23ZM46 227H47V225H46ZM45 227V228H46ZM55 227V226H54ZM104 227V226H103ZM118 227V226H117ZM138 227V226H137ZM142 227V226H141ZM140 227V228H141ZM186 227H185V229H186ZM206 227V226H205ZM205 227H204V230H207V229H205ZM232 227H234V225L232 226ZM236 227V226H235ZM234 227V228H235ZM248 227V226H247ZM7 228V227H6ZM10 227H8V229H9ZM14 228H16V227H14ZM18 228V227H17ZM15 229V231L17 232V230H19V229ZM34 228V227H33ZM38 228V227H37ZM59 228V227H58ZM57 228V229H58ZM61 228V227H60ZM84 228H85V226H84ZM92 228V227H91ZM96 228H98V227H96ZM100 228V227H99ZM107 228H109V227H107ZM123 228V227H122ZM126 228V227H125ZM124 228V229H125ZM132 228H133V226H132ZM136 228V227H135ZM201 228H203V227H201ZM222 228V227H221ZM241 228H245V227H241ZM22 229V228H21ZM20 229V230H21ZM87 229H89V228H87ZM103 229V228H102ZM115 229V228H114ZM113 229V230H114ZM117 229V228H116ZM167 229V228H166ZM166 229H164V230H166ZM210 229V228H209ZM224 229V228H223ZM227 230H228V228H226ZM240 229V228H239ZM248 229V228H247ZM246 229V230H247ZM19 230V231H20ZM35 230V229H34ZM41 230V229H40ZM42 230H43V228H42ZM54 230V229H53ZM84 230V229H83ZM98 230V229H97ZM108 230V229H107ZM120 230V229H119ZM118 230V232H120ZM130 230V229H129ZM173 230V229H172ZM183 230V229H182ZM187 230V229H186ZM198 230V229H197ZM212 230H213V227H212ZM227 230H225V231H227ZM242 230H244V229H241V231ZM256 230V229H255ZM27 231V230H26ZM30 231V230H29ZM36 231V230H35ZM54 231H56V230H54ZM65 231V230H64ZM87 231V230H86ZM95 230H93L92 232H94ZM99 231V230H98ZM97 231V232H98ZM102 231V230H101ZM100 231V232H101ZM104 231H106V230H104ZM103 231V232H104ZM139 231V230H138ZM168 231V229L166 230V232ZM176 231V230H175ZM190 231V232H191ZM234 231H235V229H234ZM250 231V230H249ZM24 232H25V230H24ZM46 232H47V230H46ZM59 232V231H58ZM65 232H67V231H65ZM65 232H63L64 234H66ZM113 232H115V230L113 231ZM136 232V231H135ZM165 232V233H166ZM169 232V231H168ZM181 232H183V231H181ZM185 232V231H184ZM208 232V231H207ZM215 232H216V230H215ZM217 232H219V230L217 231ZM216 232V233H217ZM220 232H222V231H220ZM227 232H229V231H227ZM226 232V233H227ZM242 232H244V231H242ZM241 232V233H242ZM257 232V231H256ZM261 232V231H260ZM20 233H22V232H20ZM20 233H18V234H20ZM28 233V232H27ZM31 233V232H30ZM40 233V232H39ZM45 233V232H44ZM107 233H108V231H107ZM117 233V232H116ZM178 233V232H177ZM201 233H203V232H201ZM214 233V232H213ZM216 233H214L215 235H216ZM231 233V232H230ZM233 233V232H232ZM244 233H246V232H244ZM252 233V232H251ZM57 234V233H56ZM61 234V233H60ZM68 234V233H67ZM86 234V233H85ZM89 234V233H88ZM97 234V233H96ZM110 234H112V233H110ZM113 234H115V233H113ZM121 234V233H120ZM170 234V233H169ZM176 234V232L175 233H173L172 232V235H175ZM179 234V233H178ZM183 234V233H182ZM193 234V233H192ZM196 234H198V232L196 233ZM218 234V233H217ZM234 234V233H233ZM243 234V233H242ZM248 234V233H247ZM5 235V234H4ZM25 235V234H24ZM23 235V236H24ZM38 235V234H37ZM36 235V236H37ZM40 235V234H39ZM49 235V234H48ZM98 235H99V233H98ZM104 235H106L105 233H104ZM119 235V234H118ZM122 235V234H121ZM188 236V234L185 232V235L184 236ZM199 235H200V233H199ZM219 235H221V233L219 234ZM219 235H216V236H219ZM224 235V234H223ZM222 235V236H223ZM250 235H252V234H250ZM7 236V235H6ZM51 236V235H50ZM65 236V235H64ZM67 236V235H66ZM101 236H102V234H101ZM107 236V235H106ZM105 236V237H106ZM110 236V235H109ZM117 236V235H116ZM169 236V235H168ZM205 236V235H204ZM221 236V237H222ZM231 236H234V235H231ZM253 236H254V234H253ZM262 236V235H261ZM21 237V236H20ZM25 237V236H24ZM29 237H30V235H29ZM38 237V236H37ZM41 237V236H40ZM83 237H85V236H83ZM91 237V236H90ZM95 237H96V235H95ZM99 237V236H98ZM104 236H103V238H105ZM112 237V236H111ZM111 237L109 238V239H111ZM160 237V238H161ZM173 237V236H172ZM175 237V236H174ZM195 237H196V235H195ZM199 237V236H198ZM220 237V238H221ZM228 237V236H227ZM226 237V238H227ZM238 237V236H237ZM241 237V236H240ZM245 236H243V238H244ZM249 237H251V236H249ZM3 238V237H2ZM71 238V237H70ZM76 238V237H75ZM92 238V237H91ZM97 238V237H96ZM101 238V237H100ZM113 238H114V235H113ZM119 238V237H118ZM164 238H165V236H164ZM167 238H169V237H167ZM183 238H186V237H183ZM190 239H191V236L189 237ZM200 238V237H199ZM205 238V237H204ZM211 238V237H210ZM219 238V239H220ZM222 238H224V236L222 237ZM225 238V239H226ZM233 238V237H232ZM32 239H34V238H32ZM40 239V238H39ZM47 239H48V237H47ZM47 239H46V241H47ZM63 239V238H62ZM81 239V238H80ZM106 239H108V238H106ZM108 239V240H109ZM120 239H121V237H120ZM123 240H124V238H122ZM154 239V240H153ZM157 240H161V239H159V238H156ZM166 239V238H165ZM174 239V238H173ZM228 239V238H227ZM226 239V240H227ZM229 239H230V237H229ZM237 239V238H236ZM29 240V239H28ZM37 240V239H36ZM72 240V239H71ZM86 240V239H85ZM91 240V239H90ZM89 240V241H90ZM104 240V239H103ZM107 240V241H108ZM169 240H172L171 239V237H170V239ZM185 240V239H184ZM183 240V241H184ZM204 240H206V238L204 239ZM208 240V239H207ZM225 240V241H226ZM238 240H239V238H238ZM252 240V239H251ZM250 240V241H251ZM38 241H40V240H38ZM45 241V240H44ZM51 241H52V237H51ZM51 241H48V243L49 242H51ZM64 241V240H63ZM102 241V240H101ZM105 241V240H104ZM119 241H121V240H119ZM163 241V240H162ZM166 241H167V239H166ZM176 241V240H175ZM180 241H181V239H180ZM188 241V240H187ZM193 241H194V239H193ZM202 240L200 239V241H198V242H201ZM234 241V240H233ZM239 241H241V240H239ZM246 241V240H245ZM1 242V241H0ZM5 242V241H4ZM25 242V241H24ZM41 242V241H40ZM55 242V241H54ZM53 242V243H54ZM85 242V241H84ZM83 242V243H84ZM118 242V241H117ZM126 242V243H127ZM158 242V241H157ZM160 242V241H159ZM177 242V241H176ZM179 242V241H178ZM205 242V241H204ZM209 242V241H208ZM216 242V241H215ZM219 242V241H218ZM237 242V241H236ZM9 243H10V241H9ZM33 243H35L36 245H37V243L36 242H33ZM45 243V242H44ZM56 243V242H55ZM112 243V242H111ZM110 243V244H111ZM114 243H116V242H114ZM145 243V242H144ZM162 243V242H161ZM170 243H171V241H170ZM175 243V242H174ZM193 243H195V242H193ZM193 243H192V245H193ZM224 243V242H223ZM226 243V242H225ZM232 243V242H231ZM230 243V244H231ZM243 243V242H242ZM250 243V242H249ZM248 243V244H249ZM258 243V242H257ZM20 244V243H19ZM22 244L23 243H21L20 245L22 246ZM60 244V243H59ZM64 244V243H63ZM74 244H76V243H74ZM82 244V243H81ZM143 244V243H142ZM147 244V243H146ZM149 244H147V246L149 245ZM160 244V243H159ZM164 244H165V242H164ZM172 244V243H171ZM178 244V243H177ZM200 244V243H199ZM205 244H206V242H205ZM208 244V243H207ZM233 244V243H232ZM237 244L238 243H236V247H237ZM240 244H241V242H240ZM239 244V245H240ZM244 244V243H243ZM247 244V243H246ZM6 245V244H5ZM10 245H12V243L10 244ZM24 245L25 244H23V247H24ZM58 245V244H57ZM94 245V244H93ZM99 245H100V243H99ZM107 245V244H106ZM111 245H113V244H111ZM119 245V244H118ZM117 244H116V247L118 246ZM127 245V244H126ZM137 245H138V243H137ZM137 245L136 244H134L132 247H134L135 249H136V247H137ZM198 245V244H197ZM209 245H211V244H209ZM223 245V244H222ZM225 245V244H224ZM242 245V244H241ZM13 247H14V245H12ZM51 246V245H50ZM54 246H55V244H54ZM60 246V245H59ZM78 246V245H77ZM94 246H96V245H94ZM108 246H109V244H108ZM129 246V245H128ZM146 246V245H145ZM155 246V245H154ZM173 246H175V245H173ZM195 246H196V244H195ZM203 246H204V244H203ZM208 246V245H207ZM248 246V245H247ZM249 246H250V244H249ZM256 246V245H255ZM264 246V245H263ZM4 247V246H3ZM19 247V246H18ZM22 247V248H23ZM56 247V246H55ZM61 247V246H60ZM60 247H58L59 249H60ZM63 247V246H62ZM61 247V248H62ZM66 247V246H65ZM69 247H70V245H69ZM68 247V248H69ZM99 247V246H98ZM111 248H112V246H110ZM110 247H109V249H110ZM113 247H115V246H113ZM115 247V249H116V252H114V254L116 253V254H118V252H117V248ZM123 247H125V246H123ZM157 247V246H156ZM160 247V246H159ZM159 247H157L158 249H159ZM170 247V246H169ZM205 247V246H204ZM216 247V246H215ZM218 247V246H217ZM231 247V246H230ZM243 247V246H242ZM16 248V247H15ZM48 248V247H47ZM64 248V247H63ZM73 248V247H72ZM77 248V247H76ZM142 248V247H141ZM146 248V247H145ZM148 248V247H147ZM148 248V249H149ZM155 248V247H154ZM157 248L155 249V251H153L152 249L153 248H151V251H149L148 249H141L140 250V248L138 247V249H136L137 250V254H132V255H126L127 257L125 258V256H123L124 258V260L123 259H120L119 261H121V262H119V261H116V262H118V263H120V264H188L189 262L191 263V260L193 259V257H192V259H188V260H185V261H183V263H182V259H181V261H176V262H169V261H167V260H165L164 259V254L162 253V251L163 250H161V249H159L158 251H156L157 250ZM179 248V247H178ZM198 248V247H197ZM214 248V247H213ZM212 248V249H213ZM219 248V247H218ZM223 248H225V247H223ZM223 248H222V250H223ZM228 248V247H227ZM232 248H234V247H232ZM244 248V250L245 249H247V248H245V247H243ZM12 249V248H11ZM45 249H46V247H45ZM67 249V248H66ZM75 249V248H74ZM97 249V248H96ZM165 249V248H164ZM188 249V248H187ZM239 249V248H238ZM256 249V248H255ZM16 250V249H15ZM20 250V249H19ZM78 250V249H77ZM77 250H76V252H77ZM98 250V249H97ZM120 249L118 248V251H119ZM130 249H128V250H126V251H129ZM138 250H140V251H138ZM180 250V249H179ZM201 250V249H200ZM205 250V249H204ZM210 250V249H209ZM248 250V249H247ZM252 250H253V248H252ZM13 252H14V250H12ZM17 251V250H16ZM16 251H15V253H16ZM22 251V250H21ZM44 251V250H43ZM47 251H49V250H47ZM66 251V250H65ZM93 251V250H92ZM100 251V250H99ZM101 251H104V249L103 250H101ZM109 251V250H108ZM112 251H114V250H112ZM121 251V250H120ZM126 251H125V254H126ZM131 251V250H130ZM129 251V252H130ZM133 252H135L134 250H132ZM172 251V250H171ZM180 251H182V249L180 250ZM188 250H186V252H187ZM194 251V250H193ZM212 251H214V250H212ZM228 251V250H227ZM240 251V250H239ZM39 252H42V251H39ZM50 252H51V250H50ZM69 252L70 251H68V254H69ZM74 252V251H73ZM79 252V251H78ZM77 252V253H78ZM82 252V251H81ZM95 252V251H94ZM107 252V251H106ZM124 251H122V253H123ZM251 252V251H250ZM17 253H18V251H17ZM64 253V252H63ZM80 253V252H79ZM79 253H78V255H79ZM88 253V252H87ZM90 253H92V252H90ZM104 252H102V254H103ZM112 253V252H111ZM120 253V252H119ZM121 253V254H122ZM171 255L174 253H172V252H169ZM169 253H167L168 255H169ZM233 253V252H232ZM253 253H255V252H253ZM5 255V257L7 256V255H9V254H7L6 255V253L5 252H3L2 251V249H1V245H0V264H8L9 263V261H7L5 258H4V255ZM20 254V253H19ZM50 254H52V253H50ZM81 254V253H80ZM113 254V253H112ZM124 254V253H123ZM124 254V255H125ZM178 254H180V253H178ZM229 254V253H228ZM231 254V253H230ZM258 255H259V252L257 253ZM24 255H25V253H24ZM55 255V254H54ZM53 255V256H54ZM65 254H63V256H64ZM85 255V254H84ZM95 255V254H94ZM98 255V254H97ZM176 254H174V256H175ZM181 255V254H180ZM205 255V254H204ZM215 254H213V256H214ZM38 256H39V254H38ZM46 256H47V254H46ZM81 256V255H80ZM91 256V255H90ZM105 256V255H104ZM114 256V255H113ZM120 256V255H119ZM179 256V255H178ZM183 256H187V255H183ZM209 254H207V257L209 258ZM228 256V255H227ZM12 257V256H11ZM26 257V256H25ZM66 257H68V256H66ZM73 257V256H72ZM75 257V256H74ZM94 257V256H93ZM92 257V258H93ZM110 257H112V256H110ZM122 257V256H121ZM197 257H199V256H196V258ZM214 257H216V256H214ZM218 257V256H217ZM220 257V256H219ZM229 257H231V256H229ZM8 258V257H7ZM17 258H18V256H17ZM20 258H22V257H20ZM19 258V259H20ZM59 258V257H58ZM64 258V257H63ZM62 258V259H63ZM70 258V257H69ZM78 258V257H77ZM82 258V257H81ZM83 258H84V256H83ZM91 258V257H90ZM100 258H101V256H100ZM106 259H107V257H105ZM115 258V257H114ZM165 258H167V257H165ZM176 258H178V257H176ZM180 258V257H179ZM232 258V257H231ZM263 258V257H262ZM48 259V258H47ZM75 259V258H74ZM73 259V260H74ZM79 259H80V257H79ZM86 259V258H85ZM88 259V258H87ZM97 259V258H96ZM200 259L201 258H199V259H197L196 260V264H202V263H200ZM203 259V258H202ZM221 259H223L222 257H221ZM246 260L248 259V258H245ZM10 260V259H9ZM12 260H14V259H12ZM22 260V259H21ZM42 260H44V259H42ZM66 260H69V259H66ZM72 260V261H73ZM103 260V259H102ZM116 260V259H115ZM193 260H195V258L193 259ZM227 260H228V258H227ZM240 260H242V259H240ZM256 260V259H255ZM18 261V260H17ZM27 261V260H26ZM63 261H64V259H63ZM71 261V262H72ZM77 261V260H76ZM76 261H73V262H76ZM80 261V260H79ZM84 261V260H83ZM99 261H101L100 259H99ZM98 261V262H99ZM109 261V260H108ZM226 261V260H225ZM40 262V261H39ZM42 262V261H41ZM45 261H43V263H44ZM70 262V263H71ZM85 262V261H84ZM83 262V263H84ZM95 262V261H94ZM107 262V261H106ZM224 262V261H223ZM242 262V261H241ZM264 262V261H263ZM10 263H13V262H10ZM9 263V264H10ZM16 263V262H15ZM21 263V262H20ZM24 263V262H23ZM47 263V262H46ZM67 263V262H66ZM110 263V262H109ZM234 263V262H233ZM244 263V262H243ZM260 263V262H259ZM18 264V263H17ZM26 264V263H25ZM30 264V263H29ZM64 264H65V262H64ZM79 264H80V262H79ZM192 264V263H191ZM220 264V263H219ZM222 264H224V263H222ZM242 264V263H241ZM244 264H246V263H244ZM261 264V263H260Z\"/></svg>","mask_w":264,"mask_h":264}]
</instances>
